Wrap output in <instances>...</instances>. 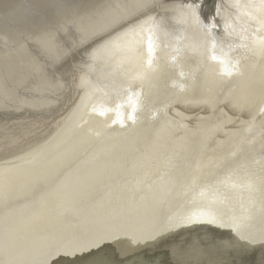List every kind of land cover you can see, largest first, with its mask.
<instances>
[{
	"label": "rangeland",
	"instance_id": "obj_1",
	"mask_svg": "<svg viewBox=\"0 0 264 264\" xmlns=\"http://www.w3.org/2000/svg\"><path fill=\"white\" fill-rule=\"evenodd\" d=\"M23 1L21 2V0H18L19 5L17 3V0H2L1 3H0V14H1L0 20L3 19L2 21H3L4 24H2V22H0V23L2 25H5V26H2L1 24L0 25L3 27V29L5 30V32L6 31H10V32H8V34H6L7 32L6 33L5 32H2L1 29H0V33L2 32V33H5V35H8L9 36V37L8 36H5V38H4V37H1V35L4 36V34L1 33V35H0V38H2L1 40H5L3 42H1V40H0V44L3 45V46L0 45V67L2 68V70L0 68V72L3 73L4 71L8 70L11 65L12 66H11L10 69L12 71H15L16 72L17 69H18L17 68L18 66H20L22 64H23V66H25V65L28 66L27 65V62L29 61L28 64H30V60L31 59L34 60V62H33L34 64L40 63V64H43V65L46 64V66H45L44 70L40 71L39 73L34 74V77H33L34 79L32 80L33 83H30V84H25L23 86H20L18 84V82H17L16 79H11L10 77L8 78V76L6 77L5 74H4V77L5 78L2 79L4 85L6 87L7 86L10 87V88H7V89H13L14 90V94L6 100V108L4 110H1L0 111V168L1 169H7L4 172V175L0 177V209H1L0 212L8 204L12 203V201H14L16 199V198H14V199L7 198L6 196H8V193L9 192H11V191L15 192V190L17 188H22L23 192H25L29 188L33 187V184L35 182H37V184L41 183V184H39V186H41L45 181H48V180H45L44 181V179H46L47 176L48 177L51 176V175H48L47 173H49V172L51 173V172L57 171L58 170L57 168L63 167V166H60L61 164L62 165H65V161H68V160H71L72 159V158H68L67 160L62 161L60 159L61 158L60 155H62L66 149H68L69 151H72V152L77 151V149L79 147L83 146V145L79 146L77 143L80 142V141H82L83 139L85 141L88 139V141L90 140V142H88L86 144V146H85V149L86 150L83 148V150L80 151V153L82 152L81 154L83 156H81V154H80L79 157L82 160L79 159V157H78V159L75 160V163L76 164L81 161V164L79 165L80 168H83L84 167L83 170L80 169V170H82V173H81V171H79L80 172V174H79L78 170L76 171L77 174H78L76 179L78 181H80L79 179H81L80 182H83L85 180V183H88L89 184L90 181H87V180L92 179L93 181H95L98 177H102L103 178L102 179L103 182L101 183L102 187H101V185H98V187L96 188V189L99 190L98 195H96L94 192H91V190L92 191H95V189H94L95 187L94 186H92L91 189H89L90 186H91V184H89V185L87 184L88 186L87 185L85 186L86 188H88V189L85 190V193H84V187H83V189L81 188L83 190V191L81 190L83 192L82 194H81V191H80V195L81 196L78 193V197L79 196L81 198L83 197L82 200H84V201L80 200L79 202H74L73 204H79V203L83 202L82 204H80V206H82L84 208L85 207H88L87 205H90L91 206V203H92V205H94L93 202L96 205V206L95 205L92 206L93 208H91V209L93 211L92 210L91 211L89 210V211L85 212L84 215L79 214L80 212L78 213V212H75L74 210H72V209H75L73 206H72L73 208L71 206L67 208V206L69 205L67 203V201L69 199H71L70 198L71 195H72V197H74L75 196V193L79 191V190H76L75 189L76 188L75 186L77 185V183L73 187L72 186L70 187V191L67 189L69 192H68V194H66V196L63 197V199H62L63 201L62 200L61 201H55L56 203L55 202L53 203L54 199H53V201L51 200L52 202L50 201V204L53 203L56 206L55 207L56 208L55 213H53L54 211L53 212L52 211L51 212H49V211L47 212L46 211L47 209L50 208V206L52 208V205H50V206L48 205L47 208H45V206L47 205V204H45V202L47 200L46 199L47 198L46 196H42V197L38 198L39 201L38 200H35L34 201L35 203L36 202H39L38 205H35L37 207L36 208L37 211L31 209V211H33V212H29L30 215H29V213L28 214H24L23 216L21 214H19V217H18V215H17L18 218L16 217L18 219V221H17V219L15 221L16 226L19 223L20 224L22 223L21 225L24 224V226L25 225H28L30 223L31 225L29 224L28 226H25V227H28L30 230H28V228L25 230L24 226L23 227L22 226L20 227V224H19L18 226L21 229L23 228L22 229L23 231L20 228H18V226H17L16 228H14V230L19 229V231L18 230H16L17 232L16 231H13L16 234L13 233V237L12 236L10 237L11 239L10 238L9 239L7 238V240H8V243L7 244H10L11 245L12 243H14L13 244L14 245L13 247L16 248L15 251H16V254L18 253L17 254L18 257L16 256L15 251H14V248H13L12 252L14 254L11 252L12 254L9 255L10 257L8 256L6 258L5 252L9 248H6L5 249V245H3L4 248H1L0 249V254H1L0 257L2 256L1 258H3V259L0 258V264H3V263L4 264H20L21 261H23V262H21L22 264H28V263L29 264L30 263L31 264H36L37 262H38L37 264H40V262H41V264L42 263L43 264H52V263H49V262H52V261H55L56 264H87V263L88 264H95V263L98 264V262L101 261V260H104L103 261L104 264H115V263L116 264H123V263L124 264H135V263L137 264L136 257H140L141 255L144 256V257L145 256H149V254L151 253V251H152V253H151L152 255H150V257L151 256L152 257L150 258L151 261H149L150 263H148V264H156V263H158V260H160V258H161V252L158 249L160 247L156 246L157 244L154 246V244L152 245V244H149L148 242H150L151 240L157 239L158 233L161 232L165 228L170 229L169 231H171V230H174L175 231L176 229H178L180 227L179 224L182 223L181 220L189 212L193 213L192 214L193 215V218L190 217L193 220L191 221V223H189L188 229L190 230V232L195 231V228H191V227H194L195 225L197 226L196 219H198V218H194V217H195V215L196 216L197 215H201V212H200V210L196 209V207L194 206L193 200H191L192 197H190V196H195L197 193L203 192V190L208 189L209 187L210 188H216V187L218 188L220 186H223L224 187L223 188L224 190H227V191L229 190V192H225L224 191V194H226V193L228 194L229 193L230 195H232V194L233 195H236V197H238V199L237 200H234L233 203L228 204L229 206H228L227 209H221L220 207H219V209H215V210L209 209V208L203 209V210H205L206 213H209L210 215H213L214 218H212V222L216 226L213 225V224H211L210 226L217 227V231H214V234H212L210 232L209 225H206L205 228H202L200 230V232L197 231V233H198L197 234V238H195L192 241V243L195 242L196 244H198V249H197V251H194V252L190 248V247H194V246H188V247L185 246L186 244H184V243H185L186 240H184L182 237L177 238V240L173 238L174 241H175V244L177 245L178 252H179V249H181V247L184 246V254L188 251L189 253H191L195 257L189 258L188 256H185L184 258H179V257H176L177 255L175 256L174 254H170L169 253V261L170 262L172 261L173 262L172 264H182V262H183V264H188V263H191V262H192L191 264H195L196 263L195 262L196 260H198V261L204 260L203 261L204 263L201 261L200 264H207L208 261H209L208 264H210V263H214V264H217V263H219V264H264V244H263V247L260 248L261 251L259 250L256 254H254L255 255L254 256L253 254L248 253L246 245H244V246L241 245L238 242V240H237V239L240 238V234H239L240 233V229H241L240 227H235V229H233L231 232L228 233L229 235L226 233V231L229 229L228 228L229 227V218L227 217V215L229 217H232V216H234L236 214H239V215L242 216V218H248V217L251 216V214L254 211H257V213L260 214L257 217V220H256L258 225L254 224L253 222L252 223L249 222V224L247 225V227L244 228L245 231L248 230L247 231V234L245 235V242L246 243H249L252 240H254L255 235H256V232L257 233L264 234V228L257 227V226H260V224H263L264 223V217H263L264 216V202L263 203H260V201H259V198L262 195L261 192L260 191H257V190L254 191V189H258V190L264 191V178H263L264 177V165H263L264 164V162H263L264 161V120H263L264 119V102L261 100L264 97V95H263V92H264V90H263L264 84H263V86H262V88H261V90H260L259 93H256V94H253L252 95V97L257 96L259 99L252 106L248 104V106L250 108H245V109L239 110L237 107H235L233 105V103H232L233 100L231 98V90H229V88H231V87L224 88V90H227V91L229 90V92L228 93L222 92L224 94L222 95V97L220 98V100L218 99L217 101H214V102H218V103H215V106L214 107L212 106L213 104L210 103L211 100L210 101L207 100L208 101L207 103H202L200 105L199 104L193 105V103H189V102H193V99L190 98V96H192L193 93L192 92H188V90L185 91V89L187 88L188 85L186 86V84L184 83L186 81L184 78H183L184 80L183 79L182 80L180 79V81L177 82V85L182 84L181 87H180V85H179V87L180 88H183L182 92H184L183 94H181L179 96H175L174 94L169 93V92H168L169 95L168 94L167 95H164V94L167 93L165 91L166 90L165 88L167 86L169 87V86L173 85V82H172L173 80H171V78L165 79V75L160 78V82L158 81L157 83H155L156 86H154L152 89H150L148 87L147 89H144L143 90V88L141 87V85H137L134 88L132 87L133 89L131 90L130 89L131 86H129L128 84L127 85L129 87L126 84H124V86L122 85V87H121V84H119V83L118 84H115V83H117V81H114V82L113 81H108L109 80L108 78H110L111 76H113V77H111L110 80L112 78H115V77H116V79L121 78V75L124 74V72H125L123 70V69H125L124 67H120V68L117 67L116 72H114L115 67L114 68L113 67H110V69L112 68V70H113L112 71L113 75H112V73H109V71H108L109 68H107V67L110 66V65H107V64L108 63L111 64L110 62L113 61V59H115L116 56L114 54H113L114 56L111 55V57L113 59L111 57H108V58H100V56H101L100 54H102V50L101 49L104 48V47H100V44H101V46H104L105 45L104 44L105 43L104 41L107 42V40H109V38H112V37H114V35L116 36L119 33L125 31L126 29H128L127 28L128 26L129 27L130 26L132 27L134 25H137L140 22L138 20H141L142 22H144V20L146 18H147L146 20L150 19V17H151V19H153V18L156 19L157 17H160L163 14L166 15L167 18H169V20H170L169 21V26L172 25V28H173V31H174V32L172 31L173 33L170 34V36L166 37V39H165L166 41H165L164 46H169L168 50L172 53L171 56H174L175 54H177L179 52V49L181 48V46H183V43L185 42V37H184L185 35H184V32H183V25H182L181 20L178 18V16L180 17V14L179 13L185 11L186 9H188L190 7H194L195 10L197 11L198 15L201 16V17L198 16L199 17L198 19H199L200 24H202L203 27H206V30L207 31L208 30L210 31V32L208 31L209 34H211L209 43H210V47H211L210 48V54H212V55H210V57L211 56H214V57H211V58L214 59L216 61V63H220L218 65L219 68H220V71L221 72H224V74H226V75H229V74L231 75L235 71H240V72H242V75L245 76L246 75V74H244L245 71L242 70V65L240 63L241 53L244 52L242 49L245 50V48H247V46L249 48V45H247V43H245V40H246V38H250V35L251 34H254L253 36L255 37L256 35H258V32L262 36L264 34V28H262L263 29L262 30V29H260L261 27L259 25L247 24L248 26H246V28L248 27V29H250V30L247 29V31L245 33V30H246L245 25L242 26L241 24H238L237 27L239 25L241 27L240 28L239 27L236 28L237 30L235 28L234 29H228V28H226L225 30H223L224 29V26L221 23L222 20H220V18L223 15H222L221 12H218V11L222 10L226 5H229V6L232 5V7L235 6L234 7L235 9L239 8L240 7V4H239V1L238 0H234V2L232 0V2L234 4L229 3V1L231 2V0H226V1L225 0H222V1L221 0H202V1L201 0H157V1L156 0H154V1L151 0L150 2L151 3L154 2L155 4L153 3L152 6H151V4H149L147 7H144L143 8L144 10L143 9L142 10H139L140 12L138 11V12L132 14L131 16H129L128 18H126L125 20H128V21L125 23L124 26H122L123 24L121 23V25L120 24L119 25H116V26H114L113 28H111L107 32H103V33H99V34H93V36L89 39V41L91 42V45H93V46H91L90 45V42L85 44V42H88V40H82L81 39V38H83L82 36H80L81 31H79V29L77 28V25L76 24L74 26L73 25L74 23L73 24H72V22L69 23L68 21H69V18L70 17L69 18H67V17L70 16V14L72 16V11L73 10L75 11V9H77V15L78 14L80 15L79 17H81V18H79V19H80V21H82V22H80L81 28L84 31L85 30L86 31L87 30L88 31H91L94 27H98V25H99L98 24V18H96V17H98L102 13L107 12L108 10H110V8H112L114 6L115 7L116 6L117 7H119V6H125L129 2L128 0H126V1L125 0H97V2H101L102 4L93 2L94 0L93 1H91V0H75L76 1V4L75 5H77L76 7L74 6V3H75L74 0H72V1L70 0L73 3H71L69 1L68 2L69 5H66L67 0H60V1L59 0H56V2L59 3L60 6H62V7H60L59 5L56 6L55 4H57V3L54 4L55 1L52 2L53 0H51V1L48 0L49 2H51L53 4L49 3L47 0H44L45 2L43 0H41V1L40 0H36V1L35 0H30V2H29V0H28V3H27V0L24 3H23ZM31 1H33V2H31ZM46 1L50 4V5L48 4L49 6L52 7V5H53L52 9H53L54 12L50 9L51 7L48 8L49 6L47 5ZM82 1H83V3H82ZM235 1H237L236 4H235ZM6 2H7V4L10 3V2L11 3L13 2L12 3L13 5L11 3L9 5H7ZM35 2H37V3H35ZM40 2H44L46 5L44 3L39 4ZM60 2H64L65 3L64 6L66 5L69 8L71 7L70 9L68 8L69 10L66 8L69 13L65 9L66 6L64 7L62 5L63 3H60ZM105 2H107V3H105ZM109 2H110V4H109ZM223 2H225L226 5L223 4ZM227 2H228V4H227ZM14 3L18 7L21 6L22 3H23V5L21 7H19V8H17L14 5ZM26 3H27V5H26ZM31 3H34V5H32ZM35 4H39L40 5V8L42 10L44 9L43 12L37 11L36 9H38V6L39 5L37 6ZM87 4H88V6H87ZM244 4L246 5V2H244ZM43 5L45 6V8L43 7ZM30 6L33 7V8H30ZM34 6H35L36 9L34 8ZM96 6L97 7L99 6V8H97ZM101 6H102V8H101ZM155 6H156V8L157 7L158 8L156 9ZM22 7L24 9L26 7V10L28 11V14L29 15L32 14L31 17L34 18V20H35V16L37 15V12H38V14H40V15H37L36 17L39 18V19H37V21L35 20V22H34L33 19H30L31 17H29V15L27 14V12H25V15H24V13L22 11L23 10ZM58 7H59V10H61V12H62V10L64 11V12H62L63 15L60 14L61 12H59V10H58V13L55 12V11H57ZM80 7H82L83 9H81ZM91 7H92V9H91ZM152 7H154V8H152ZM172 7H174V8H172ZM13 8H15L14 9V12H16V13L12 12L13 16L18 14V17H15L14 16V18L13 17L11 18L12 14L10 12L13 11ZM20 8L22 10H20ZM29 8L32 9L31 10L32 13H31V11H30ZM40 8L38 10H41ZM54 8H56V9L54 10ZM95 8H96V10H95ZM149 8H151V10ZM160 8H163V9H160ZM33 9H34V12H33ZM48 9L51 10V12ZM152 9H153V11H152ZM7 10H11V11L10 12H7ZM15 10H17V11H15ZM85 10H86V12L88 14L85 12ZM18 11H20V12L18 13ZM44 11L47 12L48 15H50L51 13H53V15H54L56 13L55 14L56 16L54 15L55 17H57V14H59V15H58L57 18H55L54 16H53V18H50V17H52L51 15L48 16L49 18H47V17H44L45 15H47V14H45ZM4 12L5 13H8V14H4ZM35 12H36V14H35ZM97 12H99V13L97 14ZM145 12H147V13H145ZM20 13H22L21 14L22 16L19 15ZM84 13H86V14H84ZM65 14H66V16H65ZM176 14H178V15H176ZM7 15H8V17L10 16V18L13 19V20H11L10 18H8ZM23 15H24V17H23ZM26 15H28V16L25 17ZM216 15H217V17H216ZM19 16H21V19H19V21L23 20L24 18H27L26 20H24L25 23H23L22 21L20 23H18V18H20ZM41 16H43V17H41ZM60 16H63V18L61 17V19H60ZM85 17H87V19ZM137 17H139V19ZM143 17H146V18H143ZM4 18H5V20H4ZM15 18H16V20H15ZM42 18L43 19H47V20H43V23L44 24L41 23V26H43V27H45L47 29H44L43 27L41 29L39 27L40 26L39 21H40V19L42 20ZM6 19H8V20L10 19V21H7ZM50 19H54V20H52L54 22H52ZM58 19H60V20H58ZM174 19H175V21L177 20L178 22L176 23L174 21ZM27 20H32V21L30 22V21H27ZM83 20H85V21L83 22ZM93 20H94V22H93ZM11 21L12 22L14 21L15 24L12 23ZM16 22H17V26H16ZM33 22L36 23L35 25H37V26H34ZM50 22H51V26H50ZM57 22H60V23L57 24ZM5 23L6 24H10V27H8L9 25H6ZM29 23H31V24H29ZM37 23L39 24V26H38ZM123 23H124V21H123ZM255 23L256 22H254V24ZM19 24H20V26H19ZM22 24L24 26H25V24L26 25L28 24L27 26L24 27L25 31H23L24 29H23ZM53 24H54V26H53ZM63 24H66V25L63 26ZM11 25H13V26H11ZM29 25H30L31 28L29 27ZM181 25H182V27H180ZM1 26H0V28H2ZM18 26L20 28H22L23 30L20 29ZM66 26H67V28H65ZM69 26H72L73 27L72 29L75 32H77V33H75L73 30L70 31L71 30V27H69ZM177 26H179V27H177ZM210 26H212V27H210ZM249 26H251V27H249ZM258 26L260 28L255 29ZM11 27L14 30H11ZM253 27H255V28L253 29ZM6 28H8V29H6ZM9 28H10V30H9ZM15 28H17V31H16ZM32 28H33V32H31L32 31L31 30ZM48 28H49V30H48ZM241 28H243L244 31L243 30H240ZM251 28L253 29V33L251 31ZM19 30L22 33L19 32ZM39 30H41V31L39 32ZM42 30H43V32H42ZM45 30H46V32H45ZM112 30H113V32H111ZM120 30H121V32H119ZM226 30H228L227 31L228 33L226 32V34L229 37H227V35L225 34V31ZM15 31L17 32V35H16ZM222 31H224V33ZM229 31L230 32L231 31L232 32L233 31L234 32L237 31V33H238L237 35L238 36L236 34L230 33ZM241 31H242V34H240ZM108 32H110V33L108 34ZM255 32H257V33H255ZM70 34H71V36H70ZM76 34H79V36L76 35ZM101 34H102V36H101ZM223 34H224V36H223ZM239 34L241 36H239ZM243 34L244 35L249 34V35L244 36ZM260 34L258 36H260ZM22 35H23V37H22ZM64 35H65V37H64ZM72 35H73L74 38H75V35H76V38H75V40L71 39L69 41V39L72 38ZM217 35H219L221 37V39L223 38L221 42H219V40H221V39ZM242 36H243V38H241ZM78 37H81L80 40H82L81 42H83V43H81L80 40H78L79 39ZM97 37H100V41L96 39ZM101 37H102L103 40L101 39ZM224 37H225V39H224ZM237 37H238V39H237ZM244 37H245V40H244ZM251 37H252V35H251ZM64 38L65 39L67 38L68 40L66 39L67 41L66 40L64 41ZM217 38H219V39H217ZM239 38H241V40ZM7 39L11 40V42H9V40H7ZM226 39L227 40L233 39L237 43L232 42L233 40L232 41L231 40L230 41H227ZM34 40H35L36 43L33 42ZM243 40H244V42H243ZM92 41H94V42H92ZM102 41H103V43H101ZM37 42H39V44L41 45V47L38 46L39 44H37ZM68 42H70L71 45L74 44L75 47L74 46H71V45L69 46V43ZM211 42H213V43H211ZM227 42L228 43L231 42L233 44V46H235L237 44L235 46V48H234L235 50L231 51L233 49L232 48L233 46H232L231 43H230L229 46H227ZM31 43H33L35 45L37 44V46H35V45L33 46V44H31ZM65 43H67V45H65ZM78 43H80L81 45L78 44ZM221 43H224V44L221 45ZM238 43L241 44V45L239 46ZM82 44H83V46H82ZM95 44H96V46H95ZM156 44L157 43H155V45ZM10 45L13 47V49H12V47ZM57 46H59V47H57ZM68 46H69V48L71 47L73 49V47H74L75 49H73V51H70V49L66 48ZM147 46H149V45L147 44ZM38 47H40V49L42 48L41 49L42 51L40 49H38ZM83 47H84V49H83ZM87 47H90V49H91L90 52L93 55L88 52L90 49L89 48L87 49ZM94 47H97V48H94ZM213 47H214L215 50L213 49ZM228 47H230V48H228ZM243 47H245V48H243ZM6 48H8V50ZM22 48L23 49L27 48L26 49L27 51L25 50V54H26V52L28 54V51L29 52H31L32 50L33 51H32V53H30L31 55L28 54L29 56L27 57V55H24V50ZM77 48L80 51H78ZM148 48L146 47V51L148 52V55H147L148 57L146 56V59H148V61L147 60L143 61V64H145V65L148 64L149 67L151 68L152 62L150 60H152V58H151V55H149L150 54L149 53L150 50ZM236 48H238L240 51L238 49H236ZM37 49L40 50V52H44L45 54H42V53L38 52ZM93 49L95 50V52L93 51ZM96 49H98V51ZM227 49H228V51H227ZM254 49H256V48H254ZM17 50H18V52H17ZM19 50L21 52H19ZM225 50H226V52H225ZM261 50H263L262 51L263 53L261 52ZM96 51H97V53H96ZM234 51H236V52H234ZM246 51H247V49L245 50V52ZM251 51H253V50H251ZM15 52H16V54L18 53L19 56H18V54L16 55ZM33 52H35L36 54L37 53H39V54L36 55ZM65 52H68L69 54L67 53L68 54L67 55ZM86 52H88V53L86 54ZM238 52L239 53L241 52V53L239 54ZM256 52H258L259 54L262 53L260 55L259 59H263L262 62H261V64L264 65V48L263 47L260 48V50L257 49L255 52H250L249 51V54L247 56H249V58L254 57V55L252 53L256 54ZM84 53L86 54V56H83ZM230 53L233 54V55L235 54V56H232ZM258 53H257V55H258ZM9 54H11L13 57L14 56L15 57L13 58ZM13 54H15V55H13ZM20 54L21 55L23 54V57L24 58ZM70 54H71V56H70ZM89 54H91L93 56V58H95L96 60L92 59L91 56H89ZM35 55L37 56V58H35L36 57ZM79 55H81V56H79ZM3 56H5V58ZM10 56L12 57L13 60L10 58ZM47 56H49V57H47ZM59 56H61L62 58H63V56H65V57L62 60V58L61 57L59 58ZM96 56H98V58ZM25 57H27L29 60H27V58L25 59ZM39 57L41 58V60H40ZM81 57L83 58V60H82ZM87 57H89L91 60H94V61L92 62ZM16 58H19V61ZM46 58H47V60L49 58V60L47 61ZM69 58H71V59H69ZM99 58H100V61L97 62V60H99ZM2 59H3V62H2ZM15 59L18 62V64H17V62H15ZM23 59H25V60H23ZM79 59H80V62H79ZM85 59L86 60H90V61H86ZM102 59H104V60L101 61ZM10 60H12L13 62H15L14 64L17 65V66H15L14 64H12L13 62H11ZM81 60H82V62H81ZM77 61L79 62V66L78 67L76 66V64L78 65V62ZM8 62H9V65L10 66L8 65ZM24 62H25V64H24ZM55 62H58L59 64H57V63L55 64ZM74 62H76V63H74ZM96 62H97V66L95 65ZM100 62L101 63L103 62L102 64H104V62L107 63V64H104L102 66V64H100ZM148 62H150V63H148ZM233 62L235 63V65L233 64ZM236 62L239 63V64H237ZM69 63L70 64L73 63V66L70 65ZM87 63L91 66L92 70H91L90 66ZM49 64L51 65V67L49 66ZM61 64L63 65V67L60 66ZM261 64L260 63H257V66H258L257 69L260 66V69H258L259 72H258V70L256 71V66H254V65L251 68H249V70H253V72H254V69H255V72L260 73L261 71H264L263 70L264 68L261 69V66H262ZM69 65H70V67H66V66H69ZM82 65L85 66V67H87V68L83 67ZM94 66H95L94 73L95 72L97 73V71H98V73L97 74L95 73V75L93 73ZM104 66H106V67H104ZM231 66H232V68L234 67L233 68L234 70L238 67V70L232 71L233 69L231 68ZM88 67L90 68V71H89ZM98 67L101 70H98L97 69ZM102 67L105 68L106 71ZM31 68H33V67H29L30 70H31ZM59 68L61 69V71H59L60 70ZM65 68H66V71L65 70L63 71V69H65ZM180 68L181 67H179V69ZM86 69H88V71ZM102 69L104 71H102ZM48 70H49V72H48L49 73V76H48V73H47ZM185 70L186 69H184V68H181V70H179L181 72V75L180 76H182V75L184 76V74H182V72H184ZM43 72L45 73L46 77H48L49 79L51 78L52 81H54V83H51L49 85V84H44L43 82H39V79L41 78ZM62 72H64L66 75L65 76H64V74L61 75ZM80 72H82V73H80ZM99 72H100V75H99ZM102 72H104V74H102ZM180 72H179V74H180ZM209 72H212V71L211 70H208L206 72H203L202 73L203 76H201L199 78H198V76L196 74V71H193V73H192L193 75L195 74L194 76L190 73L192 75V78L195 77V81H199V84H197V86L195 84H193V85H195V94L197 96L199 95L198 97H202V98H206L207 97V99L208 98H214V97H216V95L219 96L220 95L219 93H221V92L217 93V91L218 90L221 91V89L214 88V87H212L209 84V81L211 80V78H210L211 76H209L211 73H209ZM255 72H254V74H255ZM105 73L106 74L108 73V74L105 75ZM114 73H115V75H114ZM262 73H260V74H262ZM84 74L87 75L88 77L85 76ZM104 75L106 77L108 75L109 76L106 79ZM52 76L54 77V79L52 78ZM57 77H59V78L56 81ZM65 77L68 79V81L66 80ZM85 77H87V78H85ZM182 77H178V78H182ZM63 78H65V79L63 80ZM78 78H79V80H78ZM83 78H85V81L86 82L87 81H89V82H87V83L86 82H83L84 81ZM36 79H37V81L35 82ZM99 79H100V81L103 80L104 83H103V81H102V83L101 82H98ZM15 80H16V82H15ZM29 80L30 79H28V81ZM106 80H107V82H105ZM169 80H170V82H169ZM61 81H62V83L60 85L59 83ZM92 81H93V83L90 84V82H92ZM149 81H150V79L147 80V81H145V82L147 84H149ZM193 82H194V79L192 80V83ZM205 82H206V85H204ZM55 83H58L59 84L58 85L59 87L56 86ZM99 83L101 85L102 84L104 85L106 83V85H104V86L102 85L103 86L102 87L101 85L99 86ZM12 84L14 86H16V88ZM37 84H39V85H37ZM64 84H66L67 87H65L66 85H64ZM84 84H86V86H88L90 84L94 88L96 87L95 90L97 91V93L98 92L103 93L104 91L102 90V88H104V87L106 89H109L108 93L107 92L106 93L105 92L103 93V96H104V94H106V97L103 98V96H102V99L105 100L106 102L103 101L102 99H101L102 100V102H101V100H100L101 97H99V101L98 102H100V103L97 102V104L98 105L101 104V105H99V106L97 105V108H95V110H94V108L92 109L91 106H90V108H87V107H89V105L87 106L88 103H86L85 107H83L84 109L81 110V112L78 115L79 118L77 116V118H76L77 121H74V125H75V122L78 123L81 120L82 117L84 118V120H82V121L79 122L80 123V124H78L79 126L76 124L75 126H77V127H75L73 125V128L80 129V128H83L84 127L85 130H86V132L85 131L84 132H85V134H87L88 137L85 136L84 138H81L82 135H80L79 137H73V138L70 137L69 139H67L66 138L67 135H66V137L62 135L65 138L59 137L58 139H56V140L52 141L51 143H49L46 147L40 149V151H38L37 153H35L34 155H32V157H29V160H32V161H35V162H32V163H28L27 164L26 163L27 162V159H25L27 156H24V155L27 152H29V150H31L34 147H36L37 145H41V143L42 144L46 143L49 140V138H52V136L55 134L54 132H57V128L59 129L60 125H62V124H64L66 122V119L67 118H68V120L71 119L72 115L74 114V111H73L74 108L76 107V105L79 104V102H81V98L82 97H80V96L83 95V92L86 90L85 89L86 86ZM114 84H115V86H112ZM155 84H153V85H155ZM63 85H64L65 88L62 87V89H63V91H62L61 86H63ZM69 85H70V87H68ZM41 86H43V88ZM164 86H165V88H164ZM100 87H102V88H100ZM124 87L125 88L127 87L126 88L127 90ZM210 87H211V89H210ZM234 87H235V85H234ZM39 88L41 89V92L40 93H39V91H40ZM53 88H55V89H53ZM59 88L61 89V91H60L61 93L62 92L63 93L65 92L62 97L59 95V94H61L59 92V90H60ZM66 88H67V90H64ZM82 88L85 89V90H83ZM98 88H100L101 91H99L100 89H98ZM158 88L160 89V91L158 90ZM112 89L113 90L116 89V90L113 91ZM121 89L122 90H125L126 93L130 94L129 97H128V94H126V93H125L126 95L124 94L125 96L123 98H122L123 95L121 97H119V95H121L123 93V92H121L122 91ZM33 90L34 91L37 90V91H35L36 93ZM47 90H49V91L47 92ZM153 90H154V92H153ZM210 91H211V95L208 94V93H210ZM239 91L241 93H243V91H241V90H239ZM45 92L47 93V95H46ZM114 92H116V94H114ZM129 92H132V93H129ZM161 92H162V95L163 96H161V94H160ZM196 92L197 93L199 92V93L197 94ZM212 92L213 93L215 92V93L213 94ZM244 92H245L246 97H247L249 95V93H247V91H245V90H244ZM43 93H45V94H43ZM109 93H111V94L109 95ZM42 94H43V96H42ZM53 94H57V95H54V96L58 100L56 98H54ZM113 94H114V99H111V97L113 96ZM131 94L134 96V98H133L134 100L132 99V103L133 104L129 103V101H131V98L133 97V96H131ZM147 94L149 95V98H148L149 101H150L148 103L149 105L147 104V101H146L147 100ZM195 94H194V96H195ZM108 95H109V97H108ZM115 95H117V96H115ZM212 95H214V96H212ZM66 96H67V98H66ZM136 96H137V98H136ZM164 96H167V97L169 96V98L167 100L165 99V101H161L160 99H162ZM50 97H52V98H50ZM58 97H60V98H58ZM93 97H94L93 101H95L96 100L95 99L96 96H93ZM115 97L116 98L118 97V99H116ZM24 98H27L28 101L26 100V102H25V99ZM22 99H23V102H21ZM54 99H56V101ZM64 99H65V101H64ZM42 100H44V101L49 100V102L53 100L52 103H54V101H55V103L57 105L58 104L60 105V103H61L62 108L59 105H58L59 107H57L56 104L51 105L52 107L51 106L44 107L43 106V102L44 101H42ZM61 100H63V101H61ZM110 100H115L116 102L118 101L119 103L120 102L121 103L118 104V102H117V104H115L116 102L114 101V104H113L114 106L113 105H109V104H108V106H106L107 103H109L108 101H110ZM127 100H128V102H127ZM247 100H249V99H247ZM29 101H31V102H29ZM133 101H136V103L133 102ZM145 101H146V104H145ZM183 102H188L191 105H186ZM103 104H105V105H103ZM143 105H144V107L142 109L141 107ZM115 106L116 107L118 106L120 109L118 107H117V109H113V107L116 108ZM128 106H130V107L128 108ZM25 107H27L26 108L27 110L25 109ZM72 108H73V110H72ZM122 108H125L124 109L125 111ZM140 108H141V110H139ZM90 109L92 111H90ZM118 109H119V112H118ZM121 109H122V111H121ZM84 110H86V111H84ZM88 110H89V112H88ZM114 110H115L116 113L114 112ZM126 110H127V112H126ZM47 111H48V113H47ZM72 112H73V114H72ZM125 113H127V114H125ZM43 114H47V115H43ZM69 114H72V115L69 116ZM84 114H85L86 117L84 116ZM86 114H88V115H86ZM103 114H104V117H103ZM202 116H203L204 119H202L200 122H198V120ZM89 117H91V118H89ZM108 117H110V118L108 119ZM155 117L156 118L158 117V118L156 119ZM91 119H92V122H90ZM1 121H3V122H1ZM62 121L63 122L65 121V122L63 123ZM113 123H114V125H113ZM86 124H87V126H85ZM90 126H91L92 129L93 128L94 129L92 130L90 128ZM87 129H90V130H87ZM87 131H88V133H87ZM89 131H90V133H89ZM230 132H231V134H230ZM241 134L243 135V137H242ZM10 136H13V138L12 139H8ZM233 137L236 138V139L235 140H230L231 138L234 139ZM60 138H63V139H61V140H63V143H61L55 149L54 148H50V145L53 144V143H55V142H57V140H60ZM100 138H102V139H100ZM227 138L232 143H230L227 140ZM244 138H245V141L242 142L244 140ZM246 139H247V141H246ZM225 140H227V142L230 144L229 145V148H228L230 151H226L223 154L219 155L218 157H214L212 159V156H214L213 155V152L214 151H212V149L213 150L214 149L216 150L217 149L216 147H218V146L220 147L221 146V143L220 142L221 141L223 142ZM227 142L225 141V143H226V145L228 147V143ZM246 142H247V144H243V143H246ZM142 143L144 145H142ZM145 143H146V145H145ZM180 144H181V146H182L183 149H187L188 148L187 150H184L183 151V153L186 151L185 152L186 155H184L183 153L181 154L180 153L181 151H178L177 152V149L176 148L179 147ZM250 144H251V146H250ZM169 145H171L172 148H169L168 147ZM241 145H243V146L247 145V146H245L246 148L243 149V152L238 155V154H236L238 152L234 149V147L237 148V147H240ZM231 146H233L232 148L236 152H234L233 150H231ZM145 147L148 149V154L150 152L151 155L150 154L149 155L147 154V152H146L147 149ZM110 148H112V149L110 150ZM105 149H106V151H105ZM143 149H146V151H144ZM152 149H154L155 151H157V150L160 149V151H157L156 153H153V152H151ZM193 149H195V150H193ZM154 150H152V151H154ZM166 150H167V152H166ZM173 150L175 152H177L179 154V156ZM83 151L85 153H83ZM142 151H144V152H142ZM169 151L171 152V154H170ZM195 151H197V152H195ZM97 152L99 154H101V155H99V157L96 156V155H98V154H96ZM107 152H109V153L107 154ZM192 152L195 153L194 156L191 155V154H193ZM233 152H234V154H232ZM137 153H138V156H137ZM228 153H230V154H228ZM88 154L89 155H91V154L93 155L94 154V155L90 159H86V158H89L90 157ZM102 154L103 155L106 154V155L103 156ZM187 154H190V155H187ZM210 154H212V155H210ZM231 154L234 157L235 156H237V157L233 158V156ZM108 155H110L111 157L108 156ZM229 155H231V156H229ZM185 156H186V158H185ZM191 156L194 157V158H192ZM195 156H197V157H195ZM95 157H97V158H95ZM128 157L131 158V160H129ZM134 157L136 158V160H135ZM143 157H146V158L148 157V158L146 159V158H143ZM220 157L227 159V162L228 161L229 162L231 161V162L230 163L228 162L229 164L227 166V164H226L227 162L225 163V159H223L224 160L223 161V160H221ZM240 157H243V158H240ZM246 157L248 158L247 161H246ZM100 158H103V161ZM104 158L106 159V161L104 160ZM107 158H108V160H107ZM138 158L139 159L142 158V161H139ZM92 159L94 161L95 160H97V161H95V162L94 161H91ZM219 159L224 164L222 162H220ZM228 159H230V160H228ZM23 160H25V161H23ZM78 160H79V162H76ZM238 160H240V161L241 160H244L247 163L244 162V161H242V162L245 163V164L244 163L242 164V162L240 163V161H238ZM85 161H86V163H88V162L91 161L90 162V165H87V167L89 166L86 169L87 171L85 170V168H86ZM125 161H128V163L129 164H132V165H130L128 167L129 164L127 162H125ZM131 161H133L134 164ZM195 161H197V163H196L197 165L195 164ZM213 161H214V163H213ZM234 161L236 162V164H235ZM99 162L100 163L102 162V163L100 164ZM140 162H142V163H140ZM211 162L213 163V165L210 164ZM94 163L96 164V166H95ZM135 163H136V165H135ZM215 163H217L218 165L217 164L215 165ZM119 164H120L121 167L118 166ZM181 164L183 166L184 165L185 166L187 165V168L189 167V164L190 165H193V166L195 164V168L193 166L192 167L190 166L189 168H192V169L185 173L184 172V169L180 168ZM238 164L239 165L242 164V165H240L237 168V165ZM106 165L108 166V168L106 167ZM262 165H263V167H262ZM69 166L72 167V165H70V164H69ZM131 166H132V168H131ZM197 166H199V167H197ZM221 166L224 167V168H222ZM242 166H243V168H240ZM70 167H67V168H69V170H72L73 171V169H71ZM125 167H126V169H124ZM209 167H210V169H209ZM212 167H213V169H211ZM72 168H75V166H73ZM92 168H93V170H92L93 174L92 173L89 174V172L91 171ZM220 168L226 169V170H224V172H223V170H221ZM176 169H178V170H176ZM214 169H215V171H214ZM230 169H231V171H230ZM233 169H235V170H233ZM69 170H66L65 172H62L60 175H58V177H54L53 176L55 179H54V182H52L49 185V189L52 190L55 187L58 188V189H62L64 187V184L68 180V175H69V178L70 179L73 177L71 175V174H73L72 171H69ZM179 170H181V171L183 170L182 171L183 174H181L182 172L179 171ZM216 170H218L217 172H220V173L222 171V173L221 174L220 173H217ZM237 170L240 171V172H238ZM242 170H245V172L242 171ZM83 171H86L85 172L86 174ZM111 171H112V174H111ZM134 171H136V174L134 173ZM178 171H179V173H178ZM227 171H228V173L229 172L230 173L228 174ZM99 172H101V173H99ZM107 172H110V173L107 174ZM156 172H157V174H156ZM234 172L236 174H234ZM254 172H256V173H254ZM75 173H74V177H75ZM145 173H147V175ZM212 173H214V174L212 175ZM216 173H217V175L219 174L218 177H217V175H215ZM127 174H130V176H131V179L128 178L130 181L128 179L125 180V181H123L124 175H127ZM131 174H134V176H132ZM230 174L233 177H231ZM81 175H83V176H81ZM223 175H224V177H223ZM244 175H245V177H244ZM70 176H72V177H70ZM113 176H114V178H113L114 181L112 183H110L111 182L110 179ZM117 176H118V178H117ZM207 176H209V177L211 176L212 179L208 177V179H209L208 180L207 179ZM213 176L215 177V180H214ZM219 176H220V178H219ZM61 177L65 178V179H63ZM119 177L122 178V179L119 180ZM230 177H231V179H230ZM218 178H219V181L217 180ZM49 179H53V178H49ZM113 179H111V180H113ZM223 179H225V180H223ZM57 180H59L61 182V184L63 186L60 184L59 181H58V185L59 186L61 185L62 187L60 186V188H59V186L56 184ZM117 180H118V182H117ZM221 180H223V182ZM80 182H78V184ZM107 182H109L110 184L107 183ZM219 182H221V183H219ZM106 183L108 185H105ZM54 184H56L57 186H55ZM52 185H53V187H52ZM110 185H111V187H109ZM116 186H118V187H116ZM119 187H121V188H119ZM56 188H55V190H56ZM100 188H103V189L100 190ZM112 189H113V191H112ZM120 189H122V190H120ZM176 189H178V190H176ZM110 190H111V192H110ZM71 192L74 194V196H73V194ZM87 192H89L90 195L89 194H86ZM128 192H130V193H128ZM92 193H93V195H92ZM118 193H121V194H118ZM84 194H86L88 197L86 195H84ZM110 194L113 195V196H111ZM67 195L68 196L70 195L69 199H67L68 198ZM82 195H84L86 199L88 198V201L91 199L90 202L92 200H93V202H91V203L90 202H85L86 199ZM158 195H160V196H158ZM76 196H77V193H76ZM89 196H93L92 197L93 199L91 197H89ZM156 196H157V198H156ZM95 197H97V198H95ZM134 197H137L136 200H132ZM159 197L161 199H163V197H164V199H163L164 202L167 203V201H168L169 203H167V204L169 206L166 205V203H164L163 200H161ZM166 197L167 198L169 197V198L167 200H165ZM138 198H140V200ZM42 199H44L45 201H43ZM189 200H191V202ZM174 201H176V204L173 203ZM184 201H186V202H184ZM40 202H42V203H40ZM47 202H48V200H47ZM62 203L63 204L66 203L67 204V205L64 204V206H66L65 208H63L64 206H60V205H62ZM153 203L154 204L156 203V204L159 205V209H160L159 210V213H158V211H156V212H153L152 211V206L154 205ZM41 204H42V207L43 208L41 207ZM149 204H150V206H149ZM243 204H244V206H243ZM132 205H133V207H132ZM111 206H112V208H111ZM136 206L137 207L139 206V207L137 208ZM57 208H59V209H57ZM125 208L127 210H124ZM175 208H177V209H175ZM42 209L43 210L45 209V210L43 211ZM57 210L59 211L60 214L57 213ZM115 210H117V211H115ZM164 210H165V212H164L165 215L162 213ZM219 210H220V212H218ZM12 211H13V209H12ZM194 211H195V213H194ZM112 212H113V214L114 213L115 214L113 215ZM123 212H124V214H123ZM11 213L13 214V212H11ZM32 213H34L32 215L33 218L31 217V214ZM50 213H51V215H50ZM118 213H119V215H118ZM12 214L9 216V218L10 217L12 218ZM36 214H39L41 216L37 215L38 216L37 217ZM44 214H45L46 218H45V216H43ZM96 214H98V215H96ZM25 215L27 217H25ZM72 215L73 216L76 215L74 217L75 218L77 217V218L76 219L75 218L73 219V216ZM95 215H96L97 218L95 217ZM103 215H105L106 217L103 216ZM20 216H21V218H20ZM57 216H58V218H57ZM78 216H79V218H78ZM92 216L94 217L93 219L91 218ZM161 216H163L164 218L161 217ZM167 216H169V218ZM49 217H50L49 220H52V221H49L48 220ZM63 217L66 218V219L63 220ZM68 217H70V218L72 217V218L70 219ZM30 218H32V219H30ZM55 218L57 219V221L55 220ZM224 218L226 220L225 221H222ZM34 219L35 220L37 219V220L35 221ZM43 219H45V221ZM68 219H70V220H68ZM110 219H111V221L113 223L110 222ZM24 220L27 222V224H26V222ZM59 220H62V222L64 221L65 223L63 222L64 223L63 224L61 221L59 222ZM21 221H23V222H21ZM34 221H35V223H33ZM55 221H56V223H55ZM120 221H121V223H120ZM47 222H50V225ZM51 222H53V225L54 226H52ZM57 222H59V223H57ZM77 222H78V226L80 228L76 225ZM72 223L74 224V226L76 225L77 228L74 227V226H72ZM114 223H115V226H114ZM33 224L34 225L36 224V225L33 226ZM59 224H61L62 226H60ZM59 226L61 228H58ZM63 226H67V227L65 228ZM70 226L73 227V228H71ZM56 227H57V229H56ZM115 227H117V228H115ZM256 228H258V230H256L255 233H253L252 230L253 229H256ZM54 229H56L57 231H59L58 232L59 235H58V233H57L56 230H55L56 232L54 231ZM61 229H62V232L64 231V234L61 233ZM63 229H65V230H63ZM102 229L104 231H102ZM121 229H123V231L120 233ZM31 230H33V231H31ZM28 231H30V232H28ZM65 232L67 234H65ZM102 232H103V234H101V236H99L98 233L100 234ZM104 232H106V233H104ZM140 232H141V234H140ZM149 232H151V233H149ZM25 233L26 234L28 233L29 235L28 234L26 235ZM145 233H148V235L146 234V236H144ZM111 234H113V235H111ZM119 234H120V236H119ZM125 234H128V235H125ZM132 234H135V235H132ZM139 234L142 236V238H141V236H138ZM16 235L17 236L20 235V237H17ZM15 236H16L17 241H16V239H14L15 241H13V238H15ZM30 236H33V237H30ZM63 236H65V237H63ZM91 236H93V237H91ZM114 236L116 237V239H115ZM135 236H136V239H134ZM22 237L24 238V240H22L23 239ZM57 237H58L57 243L59 242V244H56V241H55V240H57ZM130 237H132V238H130ZM19 238H21V239H19ZM50 238H52V240H50ZM109 238L110 239L112 238V239L110 240ZM25 239H29V240H25ZM32 239H33V241H32ZM82 239H85V240H83L84 242L81 241ZM91 239L92 240L94 239V241H91ZM5 240L3 239L2 241H5ZM147 240H149V241H147ZM0 241H1V238H0ZM26 241H28V243ZM29 241H32V242L30 244L31 246H27L28 247V249H27L25 247H26V244L29 245V243H30ZM77 241L79 242V244H78ZM85 241L87 242V244L89 246V250H87L88 249V246L85 244L86 243ZM15 242H16V244H15ZM22 242L23 243L25 242L26 244L24 243L25 244L24 245V244H22ZM73 242H76V244L74 243V245H73ZM81 242H83L84 244L81 243ZM101 242H103V243H101ZM3 243L4 242H2V244ZM147 243L149 244V246L146 247V248H143V246L144 247L147 246L146 245ZM103 244H104L105 247L102 246ZM106 244H107V246H106ZM15 245H18L17 246L18 247V250H17V247H15ZM21 245H23V247L25 249ZM49 245L51 247H53V246L56 247L57 245H59L60 247H57V248L53 247V248H51ZM85 245L87 247H85ZM131 245H133V246H131ZM238 245H241V246H238ZM45 246H46V248L42 249ZM48 246H49V250L50 249L51 250L53 249V250L52 251L51 250L50 251H47L48 250ZM76 246H77V249H76ZM90 246H91V248H90ZM95 246H97V248ZM21 247H22V249H21ZM40 247H41L42 250L40 249ZM122 247H124V248H122ZM236 247H237V249H236ZM30 248L31 249H35V250H31ZM36 248H37V250H36ZM82 248H84V249H82ZM69 249L72 252H69ZM104 249H105V251H104ZM144 249H145V251H144ZM231 249H233L235 251H233ZM22 250L25 251V252H22ZM45 250H46V252H45L46 254L49 252V254H47V255L50 258L47 257L46 254L42 255L43 253L39 252V251H45ZM137 250H138V252H137ZM147 250H148V252H147ZM35 251H37V252H35ZM75 251L78 254H75L76 253ZM134 251H136V252H134ZM195 252H197V253H195ZM140 253H142V254H140ZM198 253L201 254V255H198ZM3 254H4V256H3ZM54 254H56V255H54ZM157 254H158V259L157 258L154 259V256L155 255L157 256ZM14 255H15V257H13ZM250 255H252V257ZM11 256L13 257L14 260L15 259L16 260L13 261L12 258H11ZM10 258H11V260H10ZM39 258H40L41 261L39 260ZM26 259H28V260L26 261ZM42 259L43 260L46 259V261H43ZM1 260H2L3 263L1 262ZM178 261L181 262V263H178ZM211 261H213V262H211ZM175 262H177V263H175ZM196 264H199V263H196Z\"/></svg>",
	"mask_w": 264,
	"mask_h": 264
},
{
	"label": "bare ground",
	"instance_id": "obj_2",
	"mask_svg": "<svg viewBox=\"0 0 264 264\" xmlns=\"http://www.w3.org/2000/svg\"><path fill=\"white\" fill-rule=\"evenodd\" d=\"M1 1L2 0H0V3H1ZM23 0H21V2H22ZM26 0H24L23 1V3L25 2ZM36 1V0H35ZM41 1V0H40ZM44 1V0H43ZM48 1V0H47ZM46 1V3H47V5L49 4V3H51V2H49V1H51V0H49L48 2ZM55 1V2H54ZM60 1V0H59ZM70 0H67V3H66V5H69L68 4V2H69ZM72 1V0H71ZM70 1V2H71ZM75 1V0H74ZM91 1H93V0H91ZM126 1V0H125ZM129 2L125 5V6H119V7H112V8H110V10H108L107 12H105V13H102V14H100L98 17H96V18H98V27H94L91 31H84L82 28H81V25H80V22H82V21H80V19L79 18H81V17H79L80 15L78 14L77 15V9H75V11L73 10L72 11V16H71V14H70V16H68L67 18H69V23H71L72 22V24L75 26V24L77 25V28L79 29V31H81V34H80V36H82L83 38H81V37H78L79 39L78 40H80V38L82 39V40H88V42H85V44L86 43H89L90 41H89V39L93 36V34H99V33H103V32H107V31H109L111 28H113L114 26H116V25H121V23L123 24L122 26H124L125 25V23L128 21V20H125L126 18H128L129 16H131L132 14H134V13H136V12H138L139 10H142L144 7H147L149 4H151V6H152V4L154 3H151L150 1L151 0H128ZM154 1V0H153ZM157 1V0H156ZM202 1V0H201ZM222 1V0H221ZM226 1V0H225ZM239 1V4H240V7L239 8H237V9H235L234 7H232V5L231 6H229V5H226L225 4V2H223V4H225L226 6L222 9V10H220V11H218V12H221L222 13V19L220 18V20H222V25L224 26V29L223 30H225L226 28H228V29H236V28H240L241 26L239 25L238 27H237V25L238 24H241L242 26L243 25H245V28H246V26H248L247 24H251V25H259L258 27H253V29L255 28V29H258V28H260V29H262V28H264V0H238ZM20 2V1H19ZM19 2H18V0H17V3H18V5H19ZM29 2H30V0H29ZM31 2H33V1H31ZM45 2V1H44ZM44 2H40L39 4H41V3H44ZM52 2H54V4L55 3H57L56 2V0H53ZM78 2V1H77ZM93 2H96V3H100V4H102L101 2H97V0L95 1H93ZM92 2V3H93ZM120 2V1H119ZM123 2V1H122ZM233 2H234V0H233ZM232 2V0H231V2L229 1V3H231V4H234ZM244 2H246V5L244 4ZM5 3V2H4ZM11 3V2H10ZM10 3H8L7 4V2H6V4L7 5H9ZM13 3V2H12ZM11 3V4H12ZM23 3H22V5H23ZM27 3H28V0H27ZM27 3H26V5H27ZM35 3H37V2H35ZM60 3H63L62 5L64 6V2H60ZM71 3H73V2H71ZM82 3H83V1H82ZM105 3H107V2H105ZM121 3V2H120ZM237 3V1H235V4ZM32 5H34V3H31ZM39 4H35V5H39ZM45 4V3H44ZM51 4H53V3H51ZM76 4V1H75V3H74V6L76 7L77 5H75ZM78 4V3H77ZM85 4V3H84ZM83 4V5H84ZM90 4V3H89ZM109 4H110V2H109ZM113 4V3H112ZM155 4V3H154ZM159 4V3H158ZM227 4H228V2H227ZM13 5V4H12ZM14 5L16 6V4L14 3ZM21 5V6H22ZM29 5V4H28ZM31 5V6H32ZM46 5V4H45ZM50 5V4H49ZM48 5V6H49ZM56 6H60V4L59 3H57V4H55ZM65 5V6H66ZM73 5V4H72ZM82 5V4H81ZM92 5V4H91ZM121 5V4H120ZM11 6V5H10ZM21 6H19V7H21ZM25 6V5H24ZM23 6V7H24ZM30 6V8H33V7H31ZM64 6V7H65ZM87 6H88V4H87ZM93 6V5H92ZM9 7V6H8ZM12 7V6H11ZM17 8H19L18 6H16ZM22 7V9L20 8V10H22L23 11V13H24V15H25V12H27V14H28V11L26 10V7H25V9ZM43 7L45 8V6L43 5ZM42 7V8H43ZM51 6H49L48 8H50ZM52 7H53V5H52ZM52 7L50 8L52 11H53V9H52ZM55 7V6H54ZM60 7H62V6H60ZM83 7V6H82ZM82 7H80L81 9H83ZM97 7V6H96ZM162 7V6H161ZM179 7V6H178ZM219 7V6H218ZM10 8V7H9ZM16 8V9H17ZM28 8V7H27ZM29 8V9H30ZM34 8H35V6H34ZM40 8V5L38 6V9ZM68 9L69 7L68 6H66L65 7V9ZM71 8V7H70ZM69 8V9H70ZM97 8H99V6L97 7ZM101 8H102V6H101ZM100 8V9H101ZM152 8H154V7H152ZM155 8H156V6H155ZM158 8V7H157ZM156 8V9H157ZM172 8H174V7H172ZM7 9V8H6ZM5 9V10H6ZM11 9V8H10ZM14 9L15 8H13V11H11V10H7V12H10L11 14H12V12H14ZM36 9V8H35ZM38 9H36L37 11H40V12H43V10L41 11V10H38ZM56 8H54V10H55ZM61 9V8H60ZM63 9V8H62ZM67 9H66V11H67ZM68 9V10H69ZM79 9V8H78ZM91 9H92V7H91ZM150 10H151V8H149ZM160 9H163V8H160ZM221 9V8H220ZM235 9V10H234ZM25 10V11H24ZM32 9H30V11H31ZM46 10V9H45ZM49 10V9H48ZM51 10H49L50 12H51ZM58 10H59V7H58V9H57V11H55L56 13H58ZM95 10H96V8H95ZM144 10V9H143ZM218 10V9H217ZM238 12H237V11ZM15 11H17V10H15ZM48 11V12H49ZM152 11H153V9H152ZM155 11V10H154ZM162 11V10H161ZM236 11V12H235ZM20 11H18V13H19ZM33 12H34V9H33ZM45 12V11H44ZM54 12V11H53ZM59 12H61V10H59ZM62 12H64L63 10H62ZM60 13L61 15H63V13ZM68 12V11H67ZM85 12H86V10H85ZM96 12V11H95ZM140 12V11H139ZM9 13V14H10ZM14 13H16V12H14ZM31 13H32V11H31ZM30 13V14H31ZM55 13V14H56ZM69 13V12H68ZM67 13V14H68ZM87 13V12H86ZM86 13H84V14H86ZM92 13V12H91ZM99 12H97V14H98ZM145 13H147V12H145ZM176 13V12H175ZM174 13V14H175ZM3 14V13H2ZM4 14H8V13H5L4 12ZM22 13H20L19 15H21ZM35 14H36V12H35ZM45 14H47V12H45ZM50 14V13H49ZM54 14V15H55ZM88 14V13H87ZM96 14V15H97ZM140 14V13H139ZM152 14V13H151ZM163 14V13H162ZM172 14V13H171ZM180 14V17L178 16V18L181 20V22H182V25H183V32H184V37H185V42L183 43V46H181V48L179 49V52L177 53V54H175L174 56H171V52L168 50V48H169V46H164V44H165V39H166V37H168V36H170V34H172L174 31H173V28H172V25L171 26H169V18H167L166 17V15H162V16H160V17H157L156 19H151V17H150V19H148V20H146L147 18L146 17H143V18H146L145 20H144V22H142L141 20H138V21H140L137 25H134V26H128L127 28L128 29H126L125 31H123V32H121V30L119 31V32H121V33H119L118 35H114V37H112V38H109V40H107V42L106 41H104L105 43V45L104 46H101V44H100V47H104V48H102L101 50H102V54H100L101 56H100V58H108V57H111V55H115L116 57H115V59H113L112 57V59H113V61H111L110 63L111 64H107V63H105L104 62V64H107V65H110V66H108L107 68H109L108 69V71H109V73H112V68L110 69V67H115V70H114V72H116V69H117V67H124L125 69H123L124 71V74H122L121 75V78H118V79H116V77L115 78H112L111 80H110V78L111 77H113V76H111L110 78H108V76L106 77L105 75H107L106 73H105V78L107 79H109L108 81H117V83H115V84H121V87H122V85L124 86V84H128L129 86H131L130 87V89L132 90L134 87H136L137 85H141V87L143 88V90L144 89H147L148 87L150 88V89H152L154 86H156V84L155 83H157L158 81L160 82V78L162 77V76H164L165 75V79H168V78H171V80H173L172 82H173V85H171V86H167L166 88H165V86H164V88L166 89L165 91L167 92L166 94H164V95H167L168 94V92L169 93H172V94H174L175 96H179V95H181V94H183L184 92H182V90H183V88H180L181 87V85L182 84H179L180 85V87H179V85H177V82L178 81H180V79L182 80L183 78L186 80L184 83L186 84V86H187V88L185 89V91H187L188 90V92H192L193 94H192V96H190V98H192L193 99V102H189V103H193V105H197V104H202V103H207L208 101H210V103L211 104H213L212 106L214 107L215 106V103H218V102H214V101H217L218 99L220 100V98L222 97V95L224 94V93H228L229 92V90H231V98H232V100H233V105L235 106V107H237L239 110H241V109H245V108H250L249 106H248V104L249 105H253L255 102H257V100L259 99L257 96H254V97H252V95L253 94H256V93H259L260 92V90H261V88H262V86H263V84H264V71H261L260 73H262V74H260V73H257V72H255V69H254V72H255V74H254V72H253V70H249V68H251L253 65L254 66H256V71L258 70V69H260V66H259V68L257 69V63H260L261 64V62H262V60L263 59H259V57H260V55L263 53L262 51L263 50H261V54H259L258 52H256V54H254V53H252L253 55H254V57H251V58H249V56H247L248 54H249V51L250 52H255L257 49H259L260 50V48H264V34L261 36V34L258 32V35L260 34V36H258V35H256L255 37L253 36L254 34H251L252 35V37H251V35H250V38H246V40H245V37H244V40H245V43H247V45H249V48H248V46H247V48H245V47H243V48H245V50L247 49V51L245 52V50L244 49H242L244 52H240L241 53V57H240V63H241V65H242V70H244L245 71V73L244 74H246L245 76L244 75H242V72H240V71H235V70H238V67L234 70L233 68H232V66H231V68L233 69H231L232 71H235L233 74H229V75H226V74H224V72H221L220 71V68H219V64L220 63H216V61L214 60V59H212L211 57H214V56H211L210 57V55H212V54H210V43H209V41H210V36H211V34H209V32L206 30V27H203L202 26V24H200V22H199V17H201L200 15H198V13H197V11L195 10V8L194 7H190V8H188V9H186L185 11H183V12H180L179 13ZM216 14V13H215ZM24 15H23V17H24ZM29 15V14H28ZM28 15H26L25 17H27ZM32 15V14H31ZM31 15H29V17H31ZM37 15H40V14H38V12H37ZM36 15V16H37ZM52 17H50V18H53V13H51L50 14ZM50 15H43L44 17H47V18H49L48 16H50ZM58 15L59 14H57V17H58ZM150 15V14H149ZM156 15V14H155ZM176 15H178V14H176ZM175 15V16H176ZM0 16H1V14H0ZM3 16V15H2ZM15 17H18V14L17 15H14ZM14 16H13V14H12V16H11V18L13 17L14 18ZM22 16V15H21ZM21 16H19L20 18H18V23H20L21 21L23 22V23H25V21L24 20H26L27 18H22L23 20H21V21H19V19H21ZM34 16V15H33ZM35 16V20L37 21V19H39V18H37ZM43 16H41V17H43ZM56 16V15H55ZM54 16V17H55ZM65 16H66V14H65ZM84 16V15H83ZM91 16V15H90ZM140 16V15H139ZM145 16V15H144ZM148 16V15H147ZM199 16V17H198ZM7 17H8V15H7ZM57 17H55V18H57ZM61 17L63 18V16H60V19H61ZM148 17V18H149ZM155 17V16H154ZM171 17V16H170ZM216 17H217V15H216ZM3 18V17H2ZM1 18V19H2ZM6 18V17H5ZM5 18H4V20H5ZM8 18H10V16L8 17ZM10 18V19H11ZM86 19H87V17H85ZM138 19H139V17H137ZM172 18V17H171ZM10 19L8 20V19H6L7 21H10ZM30 19H33L34 20V18H30ZM60 19H58V20H60ZM3 20V19H2ZM2 20H0V22H2V24H4L3 23V21ZM11 20H13V19H11ZM15 20H16V18H15ZM35 20H34V22H35ZM43 20H47V19H43L42 18V20L40 19V21H39V23H40V26H39V24H38V26L42 29V27L43 26H41V23H43ZM51 21L52 20H54V19H50ZM250 20V21H249ZM27 21H32V20H27ZM66 21V20H65ZM85 20H83V22H84ZM123 21H124V23H123ZM134 21V20H133ZM174 21H175V19H174ZM12 22V21H11ZM33 22V24H34V26H37V25H35L36 23H34ZM45 22V21H44ZM52 22H54V21H52ZM93 22H94V20H93ZM96 22V21H95ZM131 22V21H130ZM137 22V21H136ZM176 23L178 22L177 20L175 21ZM202 22V21H201ZM254 22H256L255 24H254ZM12 23H14L15 24V22L13 21ZM60 22H57V24H59ZM63 23V22H62ZM134 23V22H133ZM174 23V22H173ZM1 24V23H0ZM1 24V25H2ZM6 24V23H5ZM29 24H31V23H29ZM44 24V23H43ZM56 24V23H55ZM132 24V23H131ZM0 25V26H1ZM6 25H9L8 27H10V24H6ZM28 25V24H27ZM26 24H25V26H27ZM49 25V24H48ZM66 24H63V26H65ZM133 25V24H132ZM150 25V26H149ZM177 25V24H176ZM182 25L180 26V27H182ZM2 26H5V25H2ZM1 26V27H2ZM11 26H13V25H11ZM16 26H17V22H16ZM19 26H20V24H19ZM18 26V27H19ZM22 26H23V29H24V25L22 24ZM21 26V27H22ZM32 26V25H31ZM50 26H51V22H50ZM53 26H54V24H53ZM226 26V27H225ZM17 27V28H18ZM29 27H30V25H29ZM49 27V26H48ZM69 27H71V30L70 31H72L73 29V27L72 26H69ZM177 27H179V26H177ZM210 27H212V26H210ZM249 27H251V26H249ZM5 28V27H4ZM17 28H15L16 29V31H17ZM20 28V27H19ZM31 28V27H30ZM44 29H47V28H45V27H43ZM64 28V27H63ZM65 28H67V26L65 27ZM76 28V29H77ZM120 28V27H119ZM208 28V27H207ZM1 29V31L2 32H5V30L3 29V27L2 28H0ZM4 31H3V30ZM6 29H8V28H6ZM20 29H22V28H20ZM22 29V30H23ZM39 29V28H38ZM37 29V30H38ZM118 29V28H117ZM125 29V28H124ZM211 29V28H210ZM247 29H248V27L246 28V30H245V33H246V31H247ZM253 29L251 28V31H252V33H253ZM9 30H10V28H9ZM11 30H14V29H12V27H11ZM32 31L31 32H33V28L31 29ZM48 30H49V28H48ZM116 30V29H115ZM119 30V29H118ZM237 30V29H236ZM240 30H243V28H241ZM248 30H250V29H248ZM263 30V29H262ZM15 31V33H16V35H17V32ZM23 31H25V29L23 30ZM41 30H39V32H40ZM74 31V30H73ZM77 31V30H76ZM173 31V32H172ZM212 31V30H211ZM228 30H226L225 31V34H226V32H227ZM239 31V30H238ZM244 31V30H243ZM1 32V33H2ZM7 32V33H6ZM5 33L6 34H8V32H10V31H6ZM19 32H21L20 30H19ZM42 32H43V30H42ZM45 32H46V30H45ZM75 32V31H74ZM111 32H113V30L111 31ZM115 32V31H114ZM223 33H224V31H222ZM230 32V31H229ZM234 32V31H233ZM232 31L230 32V33H232V34H238L237 33V31L236 32H234L233 33ZM249 32V31H248ZM257 32H255V33H257ZM1 33H0V35H1ZM5 33H2V34H4V36H2L1 35V37H4L5 38V36H8V35H5ZM13 33V32H12ZM22 33V32H21ZM70 33V32H69ZM75 33H77V32H75ZM79 33V32H78ZM110 32H108V34H109ZM212 33V32H211ZM217 33V32H216ZM215 33V34H216ZM228 33V32H227ZM244 33V32H243ZM251 33V32H250ZM19 34V33H18ZM28 34V33H27ZM43 34V33H42ZM73 34V33H72ZM112 34V33H111ZM116 34V33H115ZM220 34V33H219ZM240 34H242V31H241V33ZM239 34V36H241ZM11 35V34H10ZM14 35V34H13ZM35 35V34H34ZM48 35V34H47ZM74 35V34H73ZM73 35H72V38H70L69 39V41L71 40V39H73V40H75V38H76V35H78L79 36V34H76L75 35V38L73 37ZM181 35V34H180ZM222 35V34H221ZM227 35V34H226ZM230 35V34H229ZM244 35V34H243ZM246 35H249V34H246ZM246 35H244V36H246ZM15 36V35H14ZM49 36V35H48ZM63 36V35H62ZM67 36V35H66ZM70 36H71V34H70ZM101 36H102V34H101ZM105 36V35H104ZM108 36V35H107ZM113 36V35H112ZM182 36V35H181ZM217 36H219V35H217ZM223 36H224V34H223ZM234 36V35H233ZM238 36V35H237ZM9 37V36H8ZM22 37H23V35H22ZM56 37V36H55ZM64 37H65V35H64ZM110 37V36H109ZM220 37V36H219ZM227 37H229L228 35H227ZM232 37V36H231ZM236 37V36H235ZM248 37V36H247ZM62 38V37H61ZM60 38V39H61ZM68 38V37H67ZM66 38V39H67ZM99 38V39H98ZM241 38H243V36L241 37ZM241 38H239L240 40H241ZM2 38H0V40H1ZM59 39V40H60ZM65 38H64V41L66 40ZM97 40H99L100 41V37H97L96 38ZM95 39V40H96ZM101 39H102V37H101ZM178 39V38H177ZM215 39V38H214ZM217 39H219V38H217ZM220 39H221V37H220ZM223 39V38H222ZM222 39L221 40H219V42H221L222 41ZM224 39H225V37H224ZM237 39H238V37H237ZM236 39V40H237ZM7 40H9V39H7ZM17 40V39H16ZM58 40V39H57ZM68 40V39H67ZM66 40V41H67ZM82 40H80V42L82 41ZM103 40V39H102ZM105 40V39H104ZM212 40V39H211ZM227 40V39H226ZM231 41L233 40V39H230ZM230 40H227V41H230ZM244 40H243V42H244ZM3 41H5V40H1V42H3ZM77 41V40H76ZM239 41V40H238ZM9 42H11V40H9ZM34 43H36L35 42V40L33 41ZM73 42V41H72ZM92 42H94V41H92ZM214 42V41H213ZM213 42H211V43H213ZM232 42H235L234 40L232 41ZM8 43V42H7ZM69 43V46L71 45V43L70 42H68ZM75 43V42H74ZM81 43H83V42H81ZM101 43H103V41L101 42ZM155 43H157L156 45H155ZM226 43V42H225ZM231 43V42H230ZM230 43H228L227 42V46H229L230 45ZM235 43H237V42H235ZM6 44V43H5ZM4 44V45H5ZM16 44V43H15ZM31 44H33V43H31ZM37 44H39V42H37ZM37 44L35 45V44H33V46L35 45V46H37ZM76 44V43H75ZM78 44H80V43H78ZM84 44V45H85ZM98 44V43H97ZM147 44L149 45V46H147ZM152 44V45H151ZM222 44H224V43H221V45ZM232 44V43H231ZM239 44V43H238ZM1 45V44H0ZM51 45V44H50ZM49 45V46H50ZM58 45V44H57ZM65 45H67V43H65ZM81 45V44H80ZM90 45H91V42H90ZM103 45V44H102ZM213 45V44H212ZM211 45V46H212ZM235 45V44H234ZM237 45V44H236ZM235 45V46H236ZM241 44H239V46H240ZM243 45V44H242ZM1 46H3V45H1ZM8 46V45H7ZM11 46V45H10ZM38 46H40L41 47V45L39 44ZM69 46L68 47H66V48H68V49H70V51H73V49H75L74 47V44H72L71 46H74L73 47V49L70 47L69 48ZM79 46V45H78ZM82 46H83V44H82ZM87 46V45H86ZM91 46H93V45H91ZM95 46H96V44H95ZM180 46V45H179ZM232 46H233V44H232ZM235 46H233L232 48V50L231 51H233V50H235L234 48H235ZM9 47V46H8ZM12 47V46H11ZM15 47V46H14ZM40 47H38V49H40ZM43 47V46H42ZM57 47H59V46H57ZM81 47V46H80ZM99 47V46H98ZM99 47V48H100ZM146 47L150 50V54L149 55H151V58H152V60H150L151 62H152V65H151V68L149 67V65L147 64V65H145V64H143V61H145V60H147L148 61V59H146V56L148 55V52L146 51ZM215 47V46H214ZM214 47H213V49H214ZM224 47V46H223ZM238 47V46H237ZM82 48V47H81ZM90 49V47H87V49ZM94 48H97V47H94ZM221 48V47H220ZM228 48H230V47H228ZM239 48V47H238ZM238 48H236V49H238ZM241 48V47H240ZM254 48H256V49H254ZM7 50H8V48H6ZM10 49V48H9ZM12 49H13V47H12ZM15 49V48H14ZM20 49V48H19ZM23 49V48H22ZM27 48H25V49H23L24 50V55H27V57L29 56L28 54H30V53H32V51L31 52H29L28 51V54H27V52H26V54H25V50H26ZM29 49V48H28ZM32 49V48H31ZM37 49V50H38ZM42 49V48H41ZM40 49V50H41ZM72 49V50H71ZM83 49H84V47H83ZM86 49V48H85ZM86 49V50H87ZM40 50H38V52H40ZM77 50H78V48H77ZM82 50V49H81ZM85 50V51H86ZM97 51H98V49H96ZM215 50V49H214ZM230 50V49H229ZM239 50V49H238ZM251 50H253V51H251ZM27 51V50H26ZM36 51V50H35ZM42 51V50H41ZM64 51V50H63ZM69 51V50H68ZM78 51H80V50H78ZM77 51V52H78ZM84 51V52H85ZM91 51V49L88 51L89 53H91L90 52ZM93 51L95 52V50L93 49ZM97 51H96V53H97ZM100 51V50H99ZM212 51V50H211ZM227 51H228V49H227ZM240 51V50H239ZM17 52H18V50H17ZM19 52H21L20 50H19ZM37 52V51H36ZM88 52H86V54L88 53ZM93 52V53H94ZM213 52V51H212ZM225 52H226V50H225ZM234 52H236V51H234ZM23 53V52H22ZM33 53H35V52H33ZM40 53H42V54H45L44 52H40ZM58 53V52H57ZM66 54L68 53V52H65ZM75 53V52H74ZM79 53V52H78ZM83 53V52H82ZM147 53V54H146ZM233 53V52H232ZM239 53V52H238ZM239 53V54H240ZM257 53H258V55H257ZM15 54H16V52H15ZM15 54H13V55H15ZM18 54V53H17ZM16 54V55H17ZM36 54V53H35ZM39 53H37L36 55H38ZM41 54V55H42ZM59 54V53H58ZM65 54V55H66ZM69 54V53H68ZM67 54V55H68ZM77 54V53H76ZM86 54L84 53L83 54V56H86ZM92 54V53H91ZM91 54H89V56H91V58L92 59H94V60H96L95 58H93V54L91 55ZM228 54V53H227ZM231 54V53H230ZM9 55H11V54H9ZM21 55V54H20ZM31 55V54H30ZM35 55V56H36ZM96 55V54H95ZM113 55V56H114ZM232 56H235V54L233 55V54H231ZM238 55V54H237ZM12 56V55H11ZM10 56V58L12 59V57ZM18 56H19V54H18ZM22 57H23V54L21 55ZM70 56H71V54H70ZM74 56V55H73ZM79 56H81V55H79ZM82 56V57H83ZM88 56V55H87ZM2 57V56H1ZM4 58H5V56H3ZM15 57V56H14ZM13 57V58H14ZM21 57V58H22ZM27 57H25V59L27 58ZM47 57H49V56H47ZM56 57V56H55ZM61 56H59V58H60ZM65 56H63V58H64ZM67 57V56H66ZM76 57V56H75ZM81 57V58H82ZM97 58H98V56H96ZM148 57V56H147ZM24 58V57H23ZM35 58H37V56L35 57ZM40 58V57H39ZM62 58V57H61ZM63 58H62V60H63ZM72 58V57H71ZM71 58H69V59H71ZM86 58V57H85ZM88 59H90L89 57H87ZM100 58H99V60H97V62H99L100 61ZM110 58V59H111ZM211 58V59H210ZM231 58V57H230ZM16 59H18V61H19V58H16ZM16 59H15V62H17L16 61ZM25 59H23V60H25ZM31 59V58H30ZM77 59V58H76ZM109 59V60H110ZM7 60V59H6ZM9 60V59H8ZM13 60V59H12ZM12 60H10L11 62H13ZM22 60V61H23ZM27 60H29L28 58H27ZM40 60H41V58H40ZM46 60H47V58H46ZM45 60V61H46ZM48 60H49V58H48ZM47 60V61H48ZM73 60V59H72ZM82 60H83V58H82ZM82 60H81V62H82ZM86 60V59H85ZM91 60V59H90ZM90 60H86V61H90ZM94 60H91L92 62L94 61ZM104 59H102L101 61H103ZM9 61V62H10ZM43 61V60H42ZM41 61V62H42ZM69 61V60H68ZM67 61V62H68ZM2 62H3V59H2ZM9 62H8V65H9ZM15 62H13L12 64H14ZM29 62V61H28ZM28 62H27V65L28 66H23V64L22 65H20V66H18L17 68V71L15 72V71H12L10 68H11V66H10V68L8 69V70H6V71H4L3 73H1L0 72V111L1 110H4L5 108H6V100L9 98V97H11L13 94H14V90L13 89H7V88H10V87H6L5 85H4V83H3V81H2V79L3 78H5L4 77V74H5V76L7 77L8 76V78L10 77L11 79H16L17 80V82H18V84L20 85V86H23V85H25V84H30V83H33V77H34V74H36V73H39L40 71H42V70H44V68H45V66H46V64L45 65H43V64H40V63H36V64H34L33 62H34V60L33 59H31L30 60V64H28ZM66 62V61H65ZM73 62V61H72ZM78 62V61H77ZM79 62H80V59H79ZM79 62H78V65L76 64V66L78 67L79 66ZM97 62H96V66H97ZM108 62V61H107ZM218 62V61H217ZM5 63V62H4ZM46 63V62H45ZM53 63V62H52ZM59 64L58 62H55V64ZM64 63V62H63ZM74 63H76V62H74ZM103 63V62H102ZM101 62H100V64H102ZM145 63V62H144ZM148 63H150V62H148ZM237 63V62H236ZM11 64V63H10ZM17 64H18V62H17ZM24 64H25V62H24ZM70 64V63H69ZM81 64V63H80ZM83 64V63H82ZM88 64V63H87ZM99 64V65H100ZM104 64H102V66L104 65ZM233 64L235 65V63L233 62ZM237 64H239V63H237ZM15 65V64H14ZM54 65V64H53ZM52 65V66H53ZM70 65H72L73 66V63H71ZM70 65L69 66H66V67H70ZM85 65V64H84ZM89 65V64H88ZM94 65V64H93ZM231 65V64H230ZM262 65V64H261ZM2 66V65H1ZM15 66H17V65H15ZM49 66L51 67V65L49 64ZM48 66V67H49ZM60 66H62L63 67V65L61 64ZM71 66V67H72ZM75 66V65H74ZM83 66V65H82ZM87 66V65H86ZM90 66V65H89ZM14 67V66H13ZM27 67V68H26ZM29 67H33V68H31V70L29 69ZM55 67V66H54ZM81 67V66H80ZM83 67H85V66H83ZM82 67V68H83ZM93 67V66H92ZM104 67H106V66H104ZM179 67H181V68H184V69H186L184 72H182V74H184V76L182 77V76H180L181 75V72L179 71V70H181V68L179 69ZM1 68V67H0ZM15 68V67H14ZM85 68H87V67H85ZM90 68H91V66H90ZM90 68L88 67V69H89V71H90ZM103 68V67H102ZM262 68H264V65H262L261 66V69ZM60 69V68H59ZM68 69V68H67ZM88 69H86L87 71H88ZM98 70H101V69H99V67L97 68ZM103 69H105V68H103ZM102 69V71H104ZM1 70H2V68H1ZM47 70V69H46ZM45 70V71H46ZM66 71V68L65 69H63V71ZM70 70V69H69ZM91 70H92V68H91ZM208 70H211L212 72H209V73H211L209 76H211L210 78H211V80L209 81V84L212 86V87H214V88H217V89H221V91H217V93H219V92H221V93H219L220 95L218 96V95H216V97H214V98H208L207 99V97L206 98H202V97H198L196 94H195V85L197 86V84H199V81H195V77H193L192 78V73H193V71H196V74H197V76H198V78L199 77H201V76H203V72H206V71H208ZM230 70V71H231ZM241 70V71H242ZM264 70V69H263ZM59 71H61V69L59 70ZM82 71V70H81ZM85 71V70H84ZM94 71H95V66H94V70H93V73H94ZM105 71H106V69H105ZM107 71V72H108ZM111 71V72H110ZM118 71V70H117ZM120 71V70H119ZM183 71V70H182ZM229 71V70H228ZM49 72V70L47 71V73ZM69 72V71H68ZM92 72V71H91ZM90 72V73H91ZM121 72V71H120ZM179 72H180V74H179ZM226 72V71H225ZM253 72V73H252ZM258 72H259V70H258ZM55 73V72H54ZM60 73V72H59ZM80 73H82V72H80ZM92 73V74H93ZM96 73V72H95ZM95 73H94V75H95ZM97 73H98V71H97ZM96 73V74H97ZM122 73V72H121ZM192 75H191V74ZM64 74V76L66 75L64 72H62V74L61 75H63ZM68 74V73H67ZM102 74H104V72H102ZM117 74V73H116ZM59 75V74H58ZM80 75V74H79ZM82 75V74H81ZM85 75V74H84ZM93 75V76H94ZM99 75H100V72H99ZM112 75H113V73H112ZM114 75H115V73H114ZM191 75V76H190ZM195 75V74H194ZM193 75V76H194ZM48 76H49V73H48ZM83 76V75H82ZM81 76V77H82ZM85 76H87V75H85ZM92 76V75H91ZM208 76V75H207ZM61 77V76H60ZM63 77V76H62ZM80 77V78H81ZM88 77V76H87ZM87 77H85V78H87ZM97 77V76H96ZM101 77V76H100ZM178 77H182V78H178ZM7 78V79H8ZM36 78V77H35ZM52 78L54 79V77L52 76ZM58 78L59 77H57V79H56V81L58 80ZM66 78V77H65ZM65 78H63V80L65 79ZM85 78H83V82H86L85 81ZM209 78V77H208ZM28 79H30L29 81H28ZM82 79V78H81ZM92 79V78H91ZM94 79V78H93ZM104 79V78H103ZM150 79V81H149V84H147L145 81H147V80H149ZM164 79V80H165ZM183 79V80H184ZM194 79V82L192 83V80ZM9 80V79H8ZM16 80H15V82H16ZM61 80V79H60ZM66 80L68 81V79L66 78ZM65 80V81H66ZM78 80H79V78H78ZM89 80V79H88ZM7 81V80H6ZM13 81V80H12ZM37 81V79L35 80V82ZM91 81V80H90ZM95 81V80H94ZM97 81V80H96ZM103 81V80H102ZM102 81H100V79H99V81L98 82H101L102 83ZM176 81V82H175ZM201 81V80H200ZM9 82V81H8ZM39 82H43L44 84H51V83H54V81H52V79L50 78H48V77H46V75H45V73L43 72V74H42V76H41V78L39 79ZM78 82V81H77ZM87 82H89V81H87ZM86 82V83H87ZM105 82H107V80L105 81ZM169 82H170V80H169ZM59 83V82H58ZM58 83H55L56 84V86H58L59 84L61 85V83H62V81L58 84ZM65 83V82H64ZM91 83H93V81L92 82H90V84ZM97 83V82H96ZM103 83H104V81H103ZM202 83V82H201ZM40 84V83H39ZM39 84H37V85H39ZM67 84V83H66ZM66 84H64V85H66ZM79 84V83H78ZM88 85V86H86V84H84L85 86H86V90L85 89H83V90H85L84 92H83V95H81L80 97H82L81 98V102H79V104L78 105H76V107L74 108V110H73V108H72V110L74 111V114H73V112H72V114H69V116L70 115H72V117H71V119L70 120H68V118L66 119V122L64 123L63 121V123L64 124H62V125H60V127H59V129L57 128V132H54L55 134L52 136V138H49V140L46 142V143H44V144H42L41 143V145H37L36 147H34L33 149H31V150H29V152H27L24 156H27L25 159H27V164L28 163H32V162H35V161H32V160H29V157H32V155H34L35 153H37L38 151H40V149H42V148H44V147H46L49 143H51L52 141H54V140H56V139H58L59 137H63V136H65L66 137V135H67V139H69L70 137L71 138H73V137H79L80 135H82V137L81 138H84L85 136H87V134H85V132H86V130H85V128L83 127V128H80V129H75V128H73V125H74V121H77L76 120V118H77V116L79 115V113L81 112V110H83L84 108L83 107H85V105H86V103H88L87 104V106L89 105V107H87V108H90V106H91V108L93 109L94 108V110H95V108H97V102L99 101V97H101L100 98V100L102 99V96H103V93L105 92H107L108 93V91H109V89H106L105 87L104 88H102L104 85H106V83L102 86L100 83H99V86L101 85L102 87H100V88H102V90L104 91L103 93H101V92H98L97 93V91L95 90V88L92 86V85ZM108 84V83H107ZM111 84V83H110ZM109 84V85H110ZM115 84L114 85H112V86H115ZM153 84H155V85H153ZM193 84H195V85H193ZM13 85V84H12ZM64 85L63 86H61V89H62V87H64ZM97 85V84H96ZM108 85V86H109ZM127 85V86H128ZM149 85V86H148ZM168 85V84H167ZM204 85H206V82H205V84ZM234 85H235V87H234ZM11 86V85H10ZM14 86V85H13ZM83 86V85H82ZM81 86V87H82ZM84 86V87H85ZM95 86V85H94ZM111 86V87H112ZM120 86V85H119ZM128 86V87H129ZM202 86V85H201ZM15 88H16V86H14ZM42 88H43V86H41ZM40 87V88H41ZM51 87V86H50ZM59 87V86H58ZM65 87H67V85L65 86ZM64 87V88H65ZM68 87H70V85L68 86ZM107 87V86H106ZM110 87V88H111ZM133 87V88H132ZM139 87V86H138ZM162 87V86H161ZM160 87V88H161ZM205 87V86H204ZM220 87V88H219ZM228 88V87H231V88H229V90L227 91V90H224V88ZM38 88V87H37ZM39 88V93L41 92V89ZM100 88H98V89H100ZM108 88V87H107ZM119 88V87H118ZM125 88V87H124ZM123 88V89H124ZM127 88V87H126ZM125 88V89H126ZM53 89H55V88H53ZM60 89V88H59ZM61 89L59 90V92L61 91ZM79 89V88H78ZM97 89V90H98ZM129 89V90H130ZM156 89V88H155ZM202 89V88H201ZM210 89H211V87H210ZM216 89V90H217ZM44 90V89H43ZM57 90V89H56ZM64 90H67V88L66 89H64ZM113 90V89H112ZM116 90V89H115ZM115 90H113V91H115ZM122 90V89H121ZM127 90V89H126ZM142 90V91H143ZM157 90V89H156ZM158 90L160 91V89L158 88ZM214 90V89H213ZM239 90H241V91H243V93H241ZM244 90L245 91H247V93H249V95L246 97V94H245V92H244ZM263 90H264V87H263ZM34 91V90H33ZM35 91H37V90H35ZM34 91V92H35ZM49 90H47V92H48ZM51 91V90H50ZM55 91V90H54ZM53 91V92H54ZM62 91H63V89H62ZM99 91H101V89L99 90ZM118 91V90H117ZM138 91V90H137ZM152 91V90H151ZM212 91V90H211ZM211 91H210V93H208L209 95H211ZM30 92V91H29ZM67 92V91H66ZM121 92H123L121 95H119V97H121L122 95V98L126 95V94H128V93H126V91L125 90H122ZM128 92V91H127ZM139 92V91H138ZM153 92H154V90H153ZM157 92V91H156ZM222 92H224V93H222ZM22 93V92H21ZM36 93V92H35ZM38 93V92H37ZM46 93V92H45ZM45 93H43V94H45ZM58 93V92H57ZM61 93V92H60ZM65 93V92H64ZM64 93L62 92L61 94H59L61 97L64 95ZM113 93V92H112ZM126 93V94H125ZM129 93H132V92H129ZM158 93V92H157ZM165 93V92H164ZM197 93V92H196ZM199 93V92H198ZM197 93V94H198ZM213 93V92H212ZM215 93V92H214ZM213 93V94H214ZM29 94V93H28ZM43 94H42V96H43ZM111 93H109V95H110ZM114 94H116V92H114ZM114 94H113V98L111 97V99H114ZM125 94V95H124ZM137 94V93H136ZM140 94V93H139ZM161 94V96H163L162 95V92L160 93ZM194 94H195V96H194ZM204 94V93H203ZM25 95V94H24ZM46 95H47V93H46ZM49 95V94H48ZM54 95H57V94H53V96ZM109 95H108V97H109ZM129 95L130 94H128V97H129ZM138 95V94H137ZM169 95V94H168ZM208 95V96H209ZM263 95H264V92H263ZM39 96V95H38ZM52 96V97H53ZM93 96H96L95 97V101H93V99H94V97ZM115 96H117V95H115ZM131 96H133L132 94H131ZM187 96V95H186ZM205 96V95H204ZM207 96V95H206ZM212 96H214V95H212ZM52 97H50V98H52ZM93 97V98H92ZM104 97H106V94H104V96H103V98ZM158 97V96H157ZM23 98V97H22ZM42 98V97H41ZM54 98H56L55 96H54ZM58 98H60V97H58ZM66 98H67V96H66ZM116 98V97H115ZM134 98V96L131 98V101H129V103H131V104H133L132 103V99ZM136 98H137V96H136ZM146 98V97H145ZM149 95L147 94V104L150 102L149 101ZM160 98V97H159ZM169 98V96L167 97V96H164L162 99H160L161 101H165V99L167 100ZM25 99V102H26V100H27V98H24ZM57 99V98H56ZM56 99H54L55 101H56ZM116 99H118V97L116 98ZM120 99V98H119ZM247 99H249V100H247ZM58 100V99H57ZM103 100V99H102ZM102 100H101V102H102ZM108 100V99H107ZM129 100V99H128ZM128 100H127V102H128ZM134 100V99H133ZM137 100V99H136ZM208 100V101H207ZM231 100V101H232ZM263 102H264V97L261 99ZM20 101V100H19ZM28 101V100H27ZM42 101H44V100H42ZM55 101H54V103H52L53 102V100L52 101H50L49 102V100H47V101H44L43 102V106L44 107H48V106H51V105H54V104H56L55 103ZM61 101H63V100H61ZM64 101H65V99H64ZM80 101V100H79ZM103 101H105V100H103ZM114 101L115 100H110V101H108L109 103H107V105L106 106H108V104L109 105H113L114 104ZM146 101H145V104H146ZM21 102H23V99H22V101ZM29 102H31V101H29ZM106 102V101H105ZM104 102V103H105ZM116 102V101H115ZM118 102V101H117ZM117 102L115 103V104H117ZM133 102H135L136 103V101H133ZM28 103V102H27ZM33 103V102H32ZM31 103V104H32ZM65 103V102H64ZM98 103H100V102H98ZM121 103V102H120ZM119 102H118V104H120ZM126 103V102H125ZM140 103V102H139ZM138 103V104H139ZM184 104H186V105H191V104H189L188 102H183ZM106 104V103H105ZM105 104H103V105H105ZM127 104V103H126ZM130 104V105H131ZM142 104V103H141ZM151 104V103H150ZM20 105V104H19ZM57 105V104H56ZM59 105V104H58ZM57 105V107H59V106H61V103H60V105L58 106ZM99 105H101V104H99ZM98 105V106H99ZM149 105V104H148ZM105 106V107H106ZM114 106V105H113ZM119 106V105H118ZM117 106V107H118ZM141 106V105H140ZM52 107V106H51ZM102 107V106H101ZM104 107V108H105ZM116 107V106H115ZM117 107L116 108H114L113 107V109H117ZM130 106H128V108H129ZM143 107H144V105L141 107L142 109H143ZM27 107H25V109H26ZM56 108V107H55ZM61 108H62V106H61ZM119 108V107H118ZM141 108L139 109V110H141ZM109 109V108H108ZM112 109V108H111ZM112 109V110H113ZM120 109V108H119ZM119 109H118V112H119ZM123 110L125 109V108H122ZM122 109H121V111H122ZM12 110V109H11ZM27 110V109H26ZM71 110V111H72ZM84 111H86V110H84ZM90 111H92L91 109H90ZM98 111V110H97ZM117 111V110H116ZM125 111V110H124ZM130 111V110H129ZM145 111V110H144ZM88 112H89V110H88ZM109 112V111H108ZM114 112H115V110H114ZM126 112H127V110H126ZM2 113V112H1ZM28 113V112H27ZM47 113H48V111H47ZM51 113V112H50ZM54 113V112H53ZM71 113V112H70ZM96 113V112H95ZM98 113V112H97ZM116 113V112H115ZM129 113V112H128ZM31 114V113H30ZM82 114V113H81ZM99 114V113H98ZM125 114H127V113H125ZM42 115V114H41ZM43 115H47V114H43ZM50 115V114H49ZM86 115H88V114H86ZM95 115V114H94ZM108 115V114H107ZM30 116V115H29ZM75 116V117H74ZM84 116H85V114H84ZM90 116V115H89ZM112 116V115H111ZM129 116V115H128ZM41 117V116H40ZM39 117V118H40ZM44 117V116H43ZM47 117V116H46ZM68 117V116H67ZM82 117V116H81ZM86 117V116H85ZM93 117V116H92ZM102 117V116H101ZM103 117H104V114H103ZM48 118V117H47ZM70 118V117H69ZM78 118H79V116H78ZM88 118V117H87ZM89 118H91V117H89ZM110 117H108V119H109ZM156 118V117H155ZM158 118V117H157ZM156 118V119H157ZM50 119V118H49ZM65 119V118H64ZM160 119V118H159ZM202 119H204L203 118V116L198 120V122H200ZM82 120H84V118L82 117L81 118V120L80 121H82ZM107 120V119H106ZM264 120V119H263ZM79 121V122H80ZM89 121V120H88ZM1 122H3V121H1ZM76 123L75 122V125L77 124H80V123ZM90 122H92V119L90 120ZM112 122V121H111ZM83 123V122H82ZM81 123V124H82ZM115 123V122H114ZM114 123H113V125H114ZM84 124V123H83ZM89 124V123H88ZM94 124V123H93ZM112 124V123H111ZM74 125V126H75ZM79 126V125H78ZM82 126V125H81ZM85 126H87V124L85 125ZM92 126V125H91ZM91 126H90V128H91ZM101 126V125H100ZM75 127H77V126H75ZM89 127V126H88ZM110 127V126H109ZM97 128V127H96ZM92 129V128H91ZM94 129V128H93ZM92 129V130H93ZM99 129V128H98ZM87 130H90V129H87ZM97 130V129H96ZM85 131V132H84ZM87 133H88V131H87ZM89 133H90V131H89ZM230 134H231V132H230ZM50 135V134H49ZM63 135V136H62ZM242 135V134H241ZM65 137H63V138H65ZM88 137V136H87ZM101 137V136H100ZM104 137V136H103ZM242 137H243V135H242ZM246 137V136H245ZM13 138V136H10L8 139H12ZM63 138H60V140H57V142H55V143H53V144H51L50 145V148H56V147H58L61 143H63V140H61V139H63ZM91 138V137H90ZM234 138V137H233ZM100 139H102V138H100ZM236 138H234V139H230V140H235ZM227 140H228V138H227ZM227 140H225L226 142H227ZM102 141V140H101ZM105 141V140H104ZM225 141H221L220 143H221V146L219 147H216L217 149L215 150H213L212 149V151H214L213 152V155L214 156H212V159L214 158V157H218L219 155H221V154H223L224 152H226V151H230L228 148H229V143H228V147H227V145H226V143H225ZM229 141V140H228ZM245 141V138H244V140L242 141V142H244ZM246 141H247V139H246ZM88 142H90V140L88 141V139L85 141L84 139L82 140V141H80V142H78L77 144L79 145V146H81V145H83V146H81V147H79L78 149H77V151H75V152H72V151H69L68 149H66L65 151H64V153L62 154V155H60L61 156V160L62 161H64V160H67L68 158H72L71 160H68V161H65V165H60V166H63V167H59V168H57L58 170L57 171H54V172H49V173H47L48 175H51V176H47V178L46 179H44V181L45 180H48V181H45L41 186H39V184H41V183H39V184H37V182H35L34 184H33V187H31V188H29L28 190H26L25 192H23V190H22V188H17L16 190H15V192H13V191H11V192H9L8 193V196H6L7 198H9V199H14V198H16L14 201H12V203H10V204H8L1 212H0V238H1V241L4 239H6L5 241H2V242H4L3 244H2V242L0 241V249L1 248H4V246L3 245H5V249L6 248H9L6 252H5V256H6V258L10 255V254H12L13 252H12V250H13V244L14 243H12L11 245L10 244H7L8 243V240H7V238L9 239L11 236L13 237V233H15V232H13V231H16V230H18L19 231V229H16V230H14V228H16L20 223V221L18 222L19 224L16 226V224H15V221H16V219L19 217V214H21L22 216L24 215V214H28L29 212H33V211H31V209L32 210H36L37 211V207L35 206V205H38V203L39 202H34L35 200H38L39 201V199L38 198H40V197H42V196H46L47 198V200H48V202H47V200H46V202H45V204H47L46 206H45V208H47V206L49 205H52V208H51V206H50V208L49 209H47L46 211L48 212H53V213H55V210H56V206H55V204H53L55 201H61L62 199H63V197L64 196H66V194H68V192L70 191V187L72 186H74L76 183H77V185L75 186L76 188V190H79L78 192H76L77 193V196H76V193H75V196H74V194H73V196L74 197H72V195H71V197H70V195L68 196V198L67 199H69V197L71 198V199H69L68 201H67V203L69 204L68 206H67V208L68 207H74L75 209H72V210H74L75 212H80L79 214H82V215H84L85 214V212H87V211H91L92 209L91 208H93L92 206H94L95 205V203L93 202V200L91 201V202H93V204L94 205H92V203L90 202V200L88 201V198L86 199L85 198V196L84 195H86V194H89L90 195V193L89 192H87L86 194H84V195H82V196H84V198L86 199V201L85 202H90L91 203V206L90 205H87L88 207H82V206H80V204H82L83 202H81V203H79V204H73L74 202H79L80 200H82V198L80 197L81 195H80V191L83 189V187H84V193H85V190L86 189H88V188H86L85 186L88 184V183H85V180L83 181V182H80L81 181V179H79L80 181H78L76 178H77V170H78V172L79 171H81V173H82V170H83V168H80L79 167V165L81 164V161L79 162V160L78 161H76V162H79V163H75V160L76 159H78V157L80 156V154L82 153H80V151L81 150H83V148L85 149V146H86V144L88 143ZM93 142V141H92ZM100 142V141H99ZM103 142V141H102ZM139 142V141H138ZM230 143H232L231 141H229ZM249 142V141H248ZM251 142V141H250ZM252 143V142H251ZM183 144V143H182ZM243 144H247V142L246 143H243ZM249 144V143H248ZM89 145V144H88ZM142 145H144L143 143H142ZM145 145H146V143H145ZM196 145V144H195ZM245 146H247V145H245ZM245 146H243V145H241L240 147H237V148H235L234 147V149L238 152V153H236V154H240V153H242L243 152V149H245L246 147ZM250 146H251V144H250ZM169 148H172V146L171 145H169L168 146ZM233 146H231V150H233L234 152H236L233 148H232ZM146 148V147H145ZM168 148V149H169ZM195 148V147H194ZM112 148H110V150H111ZM116 149V148H115ZM128 149V148H127ZM135 149V148H134ZM140 149V148H139ZM147 149V148H146ZM146 149H143L144 151H146ZM166 149V148H165ZM167 149V150H168ZM174 149V148H173ZM177 149V152L178 151H181L180 153L182 154L183 153V151L184 150H187V149H183L182 148V146H181V144L179 145V147H177L176 148ZM175 149V150H176ZM60 150V149H59ZM86 150V149H85ZM136 150V149H135ZM141 150V149H140ZM152 150H154V149H152ZM151 150V152H153V153H156L157 151H160V149L159 150H157V151H152ZM167 150H166V152H167ZM193 150H195V149H193ZM204 150V149H203ZM105 151H106V149H105ZM134 151V150H133ZM139 151V150H138ZM144 151H142V152H144ZM163 151V150H162ZM174 151V150H173ZM210 151V150H209ZM94 152V151H93ZM111 152V151H110ZM147 154H148V149H147ZM170 152V151H169ZM175 152V151H174ZM177 152H175V153H177ZM186 152V151H185ZM183 153L184 155H186V153ZM195 152H197V151H195ZM199 152V151H198ZM206 152V151H205ZM234 152L232 153V154H234ZM83 153H85L84 151H83ZM109 152H107V154H108ZM119 153V152H118ZM139 153V152H138ZM138 153H137V156H138ZM193 153V152H192ZM95 154V153H94ZM93 154V155H94ZM96 154H98V155H96ZM95 155L97 156V157H99V155H101V154H99L98 152L96 153ZM130 154V153H129ZM133 154V153H132ZM141 154V153H140ZM149 154H150V152H149ZM148 154V155H149ZM158 154V153H157ZM170 154H171V152H170ZM178 154V153H177ZM194 154L195 153H193V154H191V155H193L194 156ZM228 154H230V153H228ZM231 154V155H232ZM85 155V154H84ZM87 155V154H86ZM89 155V154H88ZM92 155V154H91ZM91 155H89L90 157L89 158H86V159H90L91 157H93V155L91 156ZM103 155V154H102ZM106 154H104L103 156H105ZM112 155V154H111ZM122 155V154H121ZM127 155V154H126ZM151 155V154H150ZM153 155V154H152ZM155 155V154H154ZM187 155H190V154H187ZM199 155V154H198ZM210 155H212V154H210ZM231 155H229V156H231ZM81 156H83L82 154H81ZM108 156H110V155H108ZM128 156V155H127ZM136 156V155H135ZM136 156V157H137ZM145 156V155H144ZM147 156V155H146ZM158 156V155H157ZM178 156H179V154H178ZM183 156V155H182ZM181 156V157H182ZM233 156V155H232ZM86 157V156H85ZM97 157H95V158H97ZM111 157V156H110ZM121 157V156H120ZM141 157V156H140ZM149 157V156H148ZM147 157V158H148ZM153 157V156H152ZM166 157V156H165ZM192 157V156H191ZM195 157H197V156H195ZM209 157V156H208ZM207 157V158H208ZM235 157H237V156H235ZM234 156H233V158H235ZM94 158V159H95ZM106 158V157H105ZM104 158V160L106 161V159ZM135 158V157H134ZM143 158H146V157H143ZM146 158V159H147ZM185 158H186V156H185ZM189 158V157H188ZM192 158H194V157H192ZM210 158V157H209ZM221 158V157H220ZM228 158V157H227ZM240 158H243V157H240ZM239 158V159H240ZM59 159V160H60ZM79 159H81L80 157H79ZM85 159V160H86ZM99 159V158H98ZM102 161H103V158H100ZM117 159V158H116ZM128 159L129 160H131V158H129L128 157ZM139 159V158H138ZM164 159V158H163ZM162 159V160H163ZM175 159V158H174ZM204 159V158H203ZM223 159H225V158H221V160H223ZM232 159V158H231ZM250 159V158H249ZM82 160V159H81ZM100 160V161H101ZM107 160H108V158H107ZM134 160V159H133ZM135 160H136V158H135ZM144 160V159H143ZM155 160V159H154ZM172 160V159H171ZM178 160V159H177ZM220 160V159H219ZM220 160V162H222ZM228 160H230V159H228ZM245 160V159H244ZM244 160H238V161H240V163L242 162V161H244ZM248 160V158L246 157V161ZM251 160V159H250ZM23 161H25V160H23ZM91 161H94L93 159L91 160ZM90 161V162H91ZM95 161H97V160H95ZM94 161V162H95ZM110 161V160H109ZM139 161H142V158L141 159H139ZM138 161V162H139ZM149 161V160H148ZM153 161V160H152ZM165 161V160H164ZM181 161V160H180ZM189 161V160H188ZM224 161V160H223ZM246 161H244V162H246ZM259 161V160H258ZM74 162V163H73ZM83 162V161H82ZM88 162V161H87ZM90 162H88V163H86V161H85V163H86V168H85V170L89 167H87V165H90ZM119 162V161H118ZM121 162V161H120ZM125 162H127L128 163V161H125ZM131 162H133V161H131ZM160 162V161H159ZM184 162V161H183ZM227 162V159H225V163ZM229 162V161H228ZM226 163L227 164V166H228V164L231 162H229V163ZM233 162V161H232ZM235 162V161H234ZM244 162H242V164L244 163ZM255 162V161H254ZM257 162V161H256ZM261 162V161H260ZM264 162V161H263ZM98 163V162H97ZM100 163V162H99ZM102 163V162H101ZM100 163V164H101ZM123 163V162H122ZM140 163H142V162H140ZM147 163V162H146ZM197 163V161H195V164ZM213 163H214V161H213ZM213 163L211 162L210 164L211 165H213ZM223 163V162H222ZM239 163V162H238ZM247 163V162H246ZM253 163V162H252ZM24 164V163H23ZM69 164L70 165H72V167L73 166H75V168H72V167H70L69 166ZM84 164V163H83ZM95 164V163H94ZM93 164V165H94ZM106 164V163H105ZM129 164V163H128ZM133 164H134V162H133ZM193 164V163H192ZM195 164H194V166L193 165H190L189 164V167L191 166H193L194 168H195ZM217 163H215V165H216ZM224 164V163H223ZM235 164H236V162H235ZM242 164H240V165H242ZM245 164V163H244ZM250 164V163H249ZM103 165V164H102ZM110 165V164H109ZM130 165H132V164H129L128 165V167L130 166ZM135 165H136V163H135ZM197 165V164H196ZM214 165V166H215ZM218 165V164H217ZM231 165V164H230ZM229 165V166H230ZM234 165V164H233ZM239 164L237 165V168L240 166ZM257 165V164H256ZM260 165V164H259ZM258 165V166H259ZM264 165V164H263ZM263 165H262V167H263ZM84 166V165H83ZM95 166H96V164H95ZM118 166H120V164L118 165ZM210 166V165H209ZM246 166V165H245ZM67 167H70L71 169H73V171L72 170H69V168H67ZM91 167V166H90ZM103 167V166H102ZM106 167L108 168V166L106 165ZM121 167V166H120ZM127 167V168H128ZM136 167V166H135ZM138 167V166H137ZM149 167V166H148ZM177 167V166H176ZM179 167V166H178ZM187 168V165L185 166H183L182 164H181V166H180V168H182V169H184V172L186 173V172H188L189 170H191L192 168ZM197 167H199V166H197ZM217 167V166H216ZM220 167V166H219ZM222 167V166H221ZM233 167V166H232ZM247 167V166H246ZM250 167V166H249ZM252 167V166H251ZM254 167V166H253ZM110 168V167H109ZM114 168V167H113ZM123 168V167H122ZM131 168H132V166H131ZM130 168V169H131ZM173 168V167H172ZM179 168V169H180ZM186 168V169H185ZM206 168V167H205ZM222 168H224V167H222ZM222 168H220L221 170H223V172H224V170H226V169H222ZM228 168V167H227ZM236 168V167H235ZM236 168V169H237ZM240 168H243V166L242 167H240ZM80 169H82V170H80ZM101 169V168H100ZM124 169H126V167L124 168ZM135 169V168H134ZM139 169V168H138ZM209 169H210V167H209ZM211 169H213V167L211 168ZM229 169V168H228ZM7 169H1L0 168V177L1 176H3L4 175V172L6 171ZM66 170H69V171H72V173L73 174H71L72 176H70V177H72L71 179L69 178V175H68V180H67V182L64 184V187L62 188V189H58V188H56L55 186H57L58 185V181L60 180H57V182H56V184H54L55 186V188H56V190H55V188L54 189H49V185L52 183V182H54V177H58V175H60L62 172H65ZM92 170H93V168L91 169V171L89 172V174H93V172H92ZM116 170V169H115ZM132 170V169H131ZM141 170V169H140ZM171 170V169H170ZM175 170V169H174ZM176 170H178V169H176ZM186 170V171H185ZM233 170H235V169H233ZM239 170V169H238ZM237 170V171H238ZM241 170V169H240ZM87 171V170H86ZM86 171H83L84 173L86 172ZM89 171V170H88ZM100 171V170H99ZM108 171V170H107ZM110 171V170H109ZM138 171V170H137ZM151 171V170H150ZM179 171H181V170H179ZM179 171H178V173H179ZM183 171V170H182ZM181 171V172H182ZM203 171V170H202ZM208 171V170H207ZM214 171H215V169H214ZM218 170H216V172H217ZM230 171H231V169H230ZM242 171H244L245 172V170H242ZM249 171V170H248ZM247 171V172H248ZM251 171V170H250ZM76 172V173H75ZM119 172V171H118ZM123 172V171H122ZM126 172V171H125ZM147 172V171H146ZM176 172V171H175ZM238 172H240V171H238ZM237 172V173H238ZM262 172V171H261ZM74 173H75V177H74ZM99 173H101V172H99ZM98 173V174H99ZM108 173H110V172H107V174ZM124 173V172H123ZM134 173L136 174V171H134ZM138 173V172H137ZM169 173V172H168ZM173 173V172H172ZM177 173V172H176ZM211 173V172H210ZM217 173H220V172H217ZM217 173L215 174V175H217ZM221 173H222V171H221ZM220 173V174H221ZM227 173H228V171H227ZM230 173V172H229ZM228 173V174H229ZM233 173V172H232ZM251 173V172H250ZM254 173H256V172H254ZM263 173V172H262ZM79 174H80V172H79ZM86 174V173H85ZM111 174H112V171H111ZM117 174V173H116ZM146 175H147V173H145ZM156 174H157V172H156ZM175 174V173H174ZM181 174H183V172L181 173ZM199 174V173H198ZM214 173H212V175H213ZM226 174V173H225ZM234 174H236L235 172H234ZM233 174V175H234ZM102 175V174H101ZM100 175V176H101ZM115 175V174H114ZM118 175V174H117ZM120 175V174H119ZM132 176H134V174H131ZM141 175V174H140ZM144 175V174H143ZM154 175V174H153ZM177 175V174H176ZM180 175V174H179ZM196 175V174H195ZM209 175V174H208ZM219 175V174H218ZM218 175H217V177H218ZM261 175V174H260ZM54 176V177H53ZM81 176H83V175H81ZM138 176V175H137ZM145 176V175H144ZM152 176V175H151ZM230 176H231V174H230ZM237 176V175H236ZM263 176V175H262ZM121 177V176H120ZM119 177V180L120 179H122V178H120ZM147 177V176H146ZM154 177V176H153ZM208 177L209 176H207V179H208ZM223 177H224V175H223ZM231 177H233V176H231ZM231 177H230V179H231ZM235 177V176H234ZM244 177H245V175H244ZM247 177V176H246ZM49 178H53V179H49ZM61 178H63V177H61ZM114 178V176L111 178V179H113ZM117 178H118V176H117ZM131 179V176H130V174H127V175H124V177H123V181H125V180H127V179ZM150 178V177H149ZM148 178V179H149ZM194 178V177H193ZM204 178V177H203ZM209 178H211V176L209 177ZM213 178H214V180H215V177L213 176ZM219 178H220V176H219ZM219 178L217 179L218 181H219ZM222 178V177H221ZM264 178V177H263ZM262 178V179H263ZM57 179V178H56ZM63 179H65V178H63ZM103 178L102 177H98L95 181H93L92 179H90V180H87V181H90V183L89 184H91V186H90V188L89 189H91V187L92 186H94L95 188V191H92L91 190V192H94L96 195H98V192H99V190L98 189H96L97 187H98V185H101V183L103 182V180H102ZM110 179V183H112L113 181H114V179L113 180H111ZM128 179V180H129ZM191 179V178H190ZM212 179V178H211ZM233 179V178H232ZM70 180V181H69ZM77 180V181H76ZM143 180V179H142ZM204 180V179H203ZM209 180V179H208ZM223 180H225V179H223ZM223 180H221L222 182H223ZM61 181V180H60ZM59 181V182H60ZM64 181V180H63ZM76 181V182H75ZM130 181V180H129ZM157 181V180H156ZM240 181V180H239ZM257 181V180H256ZM78 182H80L79 184H78ZM117 182H118V180H117ZM122 182V181H121ZM137 182V181H136ZM191 182V181H190ZM107 183H109V182H107ZM105 184V185H108V184ZM109 183V184H110ZM130 183V182H129ZM195 183V182H194ZM212 183V182H211ZM219 183H221V182H219ZM60 184H61V182H60ZM88 184V185H89ZM131 184V183H130ZM133 184V183H132ZM203 184V183H202ZM223 184V183H222ZM62 185V184H61ZM60 185V186H61ZM87 185V186H88ZM97 185V186H96ZM167 185V184H166ZM195 185V184H194ZM59 186V185H58ZM60 186H59V188H60ZM63 186V185H62ZM61 186V187H62ZM104 186V185H103ZM199 186V185H198ZM52 187H53V185H52ZM100 187V186H99ZM101 187H102V185H101ZM109 187H111V185L109 186ZM116 187H118V186H116ZM115 187V188H116ZM125 187V186H124ZM181 187V186H180ZM196 187V186H195ZM51 188V187H50ZM82 188V189H81ZM107 188V187H106ZM119 188H121V187H119ZM224 187L223 186H220V187H216V188H208V189H205V190H203V192H199V193H197L195 196H190V197H192L191 198V200H193V203H194V206L196 207V209H198V210H200V212H201V215H195V217L194 218H198V219H196V221H197V226L195 225L194 227H191V228H195V231H193V232H190V230L188 229V225H189V223H191V221L193 220L192 218H193V213H191V212H189V213H187L186 215H185V217L181 220V222L182 223H180L179 224V228L178 229H176L175 231L174 230H171V231H169L170 229H168V228H165V229H163L161 232H159L158 233V235H157V239H154V240H151L150 242H148L149 244H154V246L156 245V246H158V247H160V248H158L159 250H160V252H161V258H160V260H158V263H156V264H172L173 262L171 261H169V253L170 254H174L176 257H179V258H184L185 256H188L189 258H192V257H195L194 255H192L191 253H189L188 251L184 254V246H182L181 247V249H179V252H178V249H177V245L175 244V241H174V239H176L177 240V238H179V237H182L184 240H186L185 241V243L184 244H186L185 246H194V247H190L191 249H192V251L194 252V251H197V249H198V244H196L195 242L194 243H192V241L195 239V238H197V231L198 232H200V230L202 229V228H205V226L206 225H209V227H210V232L212 233V234H214V231H217V227H214V226H210L211 224H213V225H215L213 222H212V218H214L213 217V215H210L209 213H206L205 212V210H203V209H207V208H209V209H213V210H215V209H219V207L221 208V209H227L228 208V204H230V203H233L234 202V200H237L238 199V197H236V195H230L229 193L227 194H224V191L225 192H229V190L227 191V190H224L223 189ZM69 191H68V190ZM72 189V188H71ZM74 189V188H73ZM74 189V190H75ZM101 189H103V188H100V190ZM105 189V188H104ZM196 189V188H195ZM120 190H122V189H120ZM176 190H178V189H176ZM255 190H257V191H260L261 192V197L259 198V201H260V203H263L264 202V191H261V190H258V189H254V191ZM67 191V192H66ZM83 191V190H82ZM81 191V194L83 193ZM88 191V190H87ZM104 191V190H103ZM102 191V192H103ZM107 191V190H106ZM105 191V192H106ZM112 191H113V189H112ZM23 192V193H22ZM74 192V191H73ZM101 192V193H102ZM110 192H111V190H110ZM124 192V191H123ZM78 193H79V197H78ZM128 193H130V192H128ZM253 193V192H252ZM258 193V192H257ZM65 194V195H64ZM70 194V193H69ZM104 194V193H103ZM118 194H121V193H118ZM92 195H93V193H92ZM100 195V194H99ZM111 195V194H110ZM254 195V194H253ZM87 196V195H86ZM111 196H113V195H111ZM110 196V197H111ZM158 196H160V195H158ZM175 196V195H174ZM88 197V196H87ZM89 197H93V196H89ZM122 197V196H121ZM172 197V196H171ZM170 197V198H171ZM189 197V196H188ZM44 198V197H43ZM66 198V197H65ZM64 198V199H65ZM95 198H97V197H95ZM94 198V199H95ZM117 198V197H116ZM136 198L137 197H134L132 200H136ZM156 198H157V196H156ZM160 198V197H159ZM169 198V197H168ZM167 197H166V199L165 200H167L168 199ZM175 198V197H174ZM187 198V197H186ZM45 199V198H44ZM44 199H42L43 201H45ZM53 199H54V201H53ZM66 199V200H67ZM93 199V198H92ZM121 199V198H120ZM123 199V198H122ZM139 200H140V198H138ZM150 199V198H149ZM161 199V198H160ZM163 199H164V197H163ZM163 199H161V200H163ZM41 200V199H40ZM53 201V203H51L50 204V201ZM116 200V199H115ZM143 200V199H142ZM158 200V199H157ZM191 200H189L190 202H191ZM42 201V202H43ZM51 201V202H52ZM63 201V200H62ZM65 201V200H64ZM82 201H84V200H82ZM96 201V200H95ZM104 201V200H103ZM120 201V200H119ZM146 201V200H145ZM148 201V200H147ZM151 201V200H150ZM188 201V202H189ZM35 204H34V203ZM42 202H40V203H42ZM72 202V203H71ZM97 202V201H96ZM102 202V201H101ZM132 202V201H131ZM139 202V201H138ZM153 202V201H152ZM163 202H164V200H163ZM184 202H186V201H184ZM44 203V202H43ZM56 203V202H55ZM136 203V202H135ZM144 203V202H143ZM164 203H166V202H164ZM167 203H169L168 201H167ZM166 203V205H168ZM173 203H175L176 204V201H174ZM172 203V204H173ZM44 204V205H45ZM58 204V203H57ZM56 204V205H57ZM61 204V203H60ZM59 204V205H60ZM64 204H66V203H64ZM64 204L62 203V205H60V206H64ZM97 204V203H96ZM133 204V203H132ZM154 204V203H153ZM152 204V205H153ZM180 204V203H179ZM182 204V203H181ZM34 205V206H33ZM43 205V206H44ZM67 205V204H66ZM144 205V204H143ZM165 205V206H166ZM242 205V204H241ZM96 206V205H95ZM121 206V205H120ZM141 206V205H140ZM149 206H150V204H149ZM164 206V207H165ZM169 206V205H168ZM180 206V205H179ZM243 206H244V204H243ZM41 207H42V204H41ZM66 206H64L63 208H65ZM72 207V208H73ZM124 207V206H123ZM132 207H133V205H132ZM135 207V206H134ZM137 207V206H136ZM139 207V206H138ZM137 207V208H138ZM144 207V206H143ZM175 207V206H174ZM181 207V206H180ZM187 207V206H186ZM39 208V207H38ZM43 208V207H42ZM111 208H112V206H111ZM127 208V207H126ZM124 209V210H127V209ZM12 209H13V211H12ZM57 209H59V208H57ZM62 209V208H61ZM104 209V208H103ZM132 209V208H131ZM165 209V208H164ZM175 209H177V208H175ZM208 209V210H209ZM1 210V209H0ZM43 210V209H42ZM45 210V209H44ZM43 210V211H44ZM64 210V209H63ZM68 210V209H67ZM106 210V209H105ZM133 210V209H132ZM159 205L158 204H154L153 206H152V211L153 212H156V211H158V213H159ZM195 210V209H194ZM62 211V210H61ZM93 211V210H92ZM108 211V210H107ZM115 211H117V210H115ZM151 211V212H152ZM11 212H13V214L11 213ZM40 212V211H39ZM38 212V213H39ZM114 212V211H113ZM113 212H112V214H113ZM119 212V211H118ZM137 212V211H136ZM164 212H165V210L162 212L163 214H164ZM170 212V211H169ZM168 212V213H169ZM173 212V211H172ZM175 212V211H174ZM218 212H220V210L218 211ZM44 213V212H43ZM57 213H59V211L57 210ZM138 213V212H137ZM194 213H195V211H194ZM12 214V218L10 219L9 218V216ZM34 213H32L31 214V217H32V215H33ZM40 214V213H39ZM39 214H36V216L37 215H39ZM47 214V213H46ZM60 214V213H59ZM62 214V213H61ZM64 214V213H63ZM103 214V213H102ZM115 214V213H114ZM113 214V215H114ZM123 214H124V212H123ZM162 214V215H163ZM173 214V213H172ZM171 214V215H172ZM233 214V213H232ZM17 215H18V217H17ZM29 215H30V213H29ZM50 215H51V213H50ZM54 215V214H53ZM65 215V214H64ZM63 215V216H64ZM96 215H98V214H96ZM96 215H95V217H96ZM118 215H119V213H118ZM157 215V214H156ZM155 215V216H156ZM165 215V214H164ZM163 215V216H164ZM260 214H258L257 213V211H254L252 214H251V216L250 217H248V218H242V216L241 215H239V214H236V215H234V216H232V217H229L228 215H227V217L229 218V229L226 231V233L228 234L229 232H231L233 229H235V227H240L241 229H240V238L239 239H237L238 240V242L241 244V245H246V247H247V251H248V253H250V254H256L259 250H260V248L261 247H263V244H264V234H261V233H257L256 232V230H258V228H256V229H253L252 230V232L253 233H255L256 232V235H255V238H254V240H252L251 242H249V243H246L245 242V235L247 234V231L248 230H244V228H246L247 227V225L249 224V222H253L254 224H256V225H258L257 224V217L259 216ZM39 216H41V215H39ZM43 216H45V214L43 215ZM42 216V217H43ZM67 216V215H66ZM71 216V215H70ZM73 216V215H72ZM74 216H76V215H74ZM73 216V219L75 218ZM94 216V215H93ZM91 217L92 219L94 218V217ZM103 216H105V215H103ZM130 216V215H129ZM150 216V215H149ZM163 216H161V217H163ZM17 217V218H16ZM25 217H27L26 215H25ZM38 217V216H37ZM36 217V218H37ZM41 217V218H42ZM48 217V216H47ZM84 217V216H83ZM106 217V216H105ZM115 217V216H114ZM121 217V216H120ZM168 218H169V216H167ZM166 217V218H167ZM190 217H192V218H190ZM264 217V216H263ZM20 218H21V216H20ZM33 218V217H32ZM32 218H30V219H32ZM35 218V217H34ZM45 218H46V216H45ZM57 218H58V216H57ZM68 218H70V217H68ZM72 218V217H71ZM70 218V219H71ZM77 218V217H76ZM75 218V219H76ZM78 218H79V216H78ZM97 218V217H96ZM102 218V217H101ZM112 218V217H111ZM164 218V217H163ZM165 218V219H166ZM167 218V219H168ZM256 218V219H255ZM28 219V218H27ZM38 219V218H37ZM36 219V220H37ZM50 219V217L48 218V220ZM54 219V218H53ZM64 219H66V218H64L63 217V220ZM70 219H68V220H70ZM106 219V218H105ZM104 219V220H105ZM120 219V218H119ZM162 219V218H161ZM164 219V220H165ZM21 220V219H20ZM35 220V219H34ZM35 220V221H36ZM44 221H45V219H43ZM55 220L57 221V219L55 218ZM88 220V219H87ZM134 220V219H133ZM160 220V219H159ZM163 220V221H164ZM226 219L224 218L222 221H225ZM17 221H18V219H17ZM25 221V220H24ZM28 221V220H27ZM32 221V220H31ZM35 221L33 222V223H35ZM49 221H52V220H49ZM56 221H55V223H56ZM62 222V220H59V222ZM67 221V220H66ZM122 221V220H121ZM121 221H120V223H121ZM161 221V220H160ZM159 221V222H160ZM21 222H23V221H21ZM26 222V221H25ZM30 222V221H29ZM59 222H57V223H59ZM64 222V221H63ZM62 222V223H63ZM85 222V221H84ZM108 222V221H107ZM110 222H112L111 221V219H110ZM115 222V221H114ZM166 222V221H165ZM49 225H50V222H47ZM54 223V224H55ZM65 223V222H64ZM63 223V224H64ZM80 223V222H79ZM109 223V222H108ZM113 223V222H112ZM118 223V222H117ZM116 223V224H117ZM161 223V222H160ZM22 224V223H21ZM20 224V227L22 226H24V224L23 225H21ZM26 224H27V222H26ZM30 224V223H29ZM28 224V225H29ZM47 224V225H48ZM51 224H52V226H54L53 225V222H51ZM71 224V223H70ZM69 224V225H70ZM76 224V223H75ZM107 224V223H106ZM105 224V225H106ZM111 224V223H110ZM162 224V223H161ZM28 225H25V226H28ZM31 225V224H30ZM36 225V224H35ZM34 224H33V226H35ZM56 225V224H55ZM60 226H62L61 224H59ZM67 225V224H66ZM68 225V226H69ZM77 226H78V222H77V224H76ZM74 226V224L72 223V226H74V227H76L77 228V226ZM132 225V224H131ZM165 225V224H164ZM24 226V228H25V230L28 228V227H25ZM58 227V228H61V227ZM107 226V225H106ZM113 226V225H112ZM114 226H115V223H114ZM216 226V225H215ZM19 226H18V228H20ZM32 227V226H31ZM37 227V226H36ZM63 227H67V226H63ZM62 227V228H63ZM71 227V226H70ZM79 227V226H78ZM125 227V226H124ZM257 227H260V228H264V223L263 224H260V226H257ZM33 228V227H32ZM52 228V227H51ZM71 228H73V227H71ZM80 228V227H79ZM115 228H117V227H115ZM21 229V228H20ZM23 229V228H22ZM21 229V230H22ZM56 229H57V227H56ZM56 229H54V231L56 230ZM94 229V228H93ZM126 229V228H125ZM28 230H30L29 228H28ZM60 230V229H59ZM63 230H65V229H63ZM68 230V229H67ZM71 230V229H70ZM98 230V229H97ZM145 230V229H144ZM189 230V231H188ZM23 231V230H22ZM31 231H33V230H31ZM57 231V230H56ZM55 231V232H56ZM100 231V230H99ZM102 231H104L103 229H102ZM106 231V230H105ZM123 231V229H121V231H120V233ZM132 231V230H131ZM148 231V230H147ZM17 232V231H16ZM26 232V231H25ZM28 232H30V231H28ZM36 232V231H35ZM40 232V231H39ZM59 231H57V233H58ZM70 232V231H69ZM107 232V231H106ZM106 232H104V233H106ZM125 232V231H124ZM146 232V231H145ZM20 233V232H19ZM32 233V232H31ZM56 233V234H57ZM61 233L62 234H64V231L62 232V229H61ZM126 233V232H125ZM130 233V232H129ZM144 233V232H143ZM149 233H151V232H149ZM16 234V233H15ZM14 234V235H15ZM26 234V233H25ZM28 234V233H27ZM26 234V235H27ZM65 234H67L66 232H65ZM101 234H103V232L102 233H98V235L99 236H101ZM124 234V233H123ZM131 234V233H130ZM129 234V235H130ZM136 234V233H135ZM135 234H132V235H135ZM140 234H141V232H140ZM138 235V236H141V235ZM146 234L148 235V233H145V235L144 236H146ZM22 235V234H21ZM29 235V234H28ZM58 235H59V233H58ZM61 235V234H60ZM111 235H113V234H111ZM125 235H128V234H125ZM131 235V236H132ZM229 235V234H228ZM17 236V235H16ZM16 236H15V238H13V241H15L14 239H16ZM62 236V235H61ZM116 236V235H115ZM114 236V237H115ZM119 236H120V234H119ZM17 237H20V235L19 236H17ZM24 237V236H23ZM22 237V238H23ZM26 237V236H25ZM30 237H33V236H30ZM59 237V236H58ZM58 237H57V240H55L56 241V244H59V242L57 243V241H58ZM63 237H65V236H63ZM81 237V236H80ZM91 237H93V236H91ZM90 237V238H91ZM97 237V236H96ZM29 238V237H28ZM62 238V237H61ZM99 238V237H98ZM119 238V237H118ZM123 238V237H122ZM130 238H132V237H130ZM138 238V237H137ZM141 238H142V236H141ZM145 238V237H144ZM174 238V239H173ZM11 239V238H10ZM19 239H21V238H19ZM31 239V238H30ZM55 239V238H54ZM53 239V240H54ZM63 239V238H62ZM95 239V238H94ZM94 239L92 240L91 239V241H94ZM103 239V238H102ZM101 239V240H102ZM105 239V238H104ZM110 239V238H109ZM112 239V238H111ZM110 239V240H111ZM115 239H116V237H115ZM124 239V238H123ZM134 239H136V236H135V238ZM149 239V238H148ZM22 240H24V238L22 239ZM25 240H29V239H25ZM50 240H52V238H50ZM83 240H85V239H82L81 241H83ZM90 240V239H89ZM118 240V239H117ZM127 240V239H126ZM143 240V239H142ZM141 240V241H142ZM146 240V239H145ZM11 241V240H10ZM16 241H17V239H16ZM32 241H33V239H32ZM32 241H29L30 243H29V245L28 244H26L25 242V244H26V247L25 248H27L28 249V247L27 246H31L30 244H31V242ZM54 241V242H55ZM72 241V240H71ZM79 241V240H78ZM77 241V242H78ZM122 241V240H121ZM128 241V240H127ZM147 241H149V240H147ZM27 243H28V241H26ZM48 242V241H47ZM53 242V243H54ZM84 242V241H83ZM83 242H81V243H83ZM86 242V241H85ZM89 242V241H88ZM126 242V241H125ZM144 242V241H143ZM18 243V242H17ZM23 242H22V244H24ZM74 243L76 244V242H73V245H74ZM96 243V242H95ZM101 243H103V242H101ZM138 243V242H137ZM146 244L147 246H143V248H146V247H148L149 246V244ZM188 243V244H187ZM15 244H16V242H15ZM24 244V245H25ZM55 244V245H56ZM61 244V243H60ZM78 244H79V242H78ZM84 244V243H83ZM87 246H88V244H87V242L85 243ZM98 244V243H97ZM96 244V245H97ZM108 244V243H107ZM107 244H106V246H107ZM7 245V246H6ZM9 245V246H8ZM85 245V247H87ZM91 245V244H90ZM100 245V244H99ZM111 245V244H110ZM119 245V244H118ZM127 245V244H126ZM134 245V244H133ZM133 245H131V246H133ZM140 245V244H139ZM241 245H238V246H241ZM3 246V247H2ZM18 245H15V247H17ZM20 246V245H19ZM22 247H23V245H21ZM33 246V245H32ZM50 246V245H49ZM49 246H48V250L47 251H50L49 250ZM79 246V245H78ZM83 246V245H82ZM102 246H104V244L102 245ZM136 246V245H135ZM134 246V247H135ZM242 246V247H243ZM22 247H21V249H22ZM51 247V246H50ZM53 247H55V246H53ZM53 247H51V248H53ZM57 247H60L59 245H57L55 248H57ZM93 247V246H92ZM96 248H97V246H95ZM105 247V246H104ZM24 248V247H23ZM24 248V249H25ZM38 248V247H37ZM37 248H36V250H37ZM44 248H46V246L45 247H43L42 249H44ZM90 248H91V246H90ZM94 248V247H93ZM92 248V249H93ZM100 248V247H99ZM120 248V247H119ZM122 248H124V247H122ZM126 248V247H125ZM131 248V247H130ZM138 248V247H137ZM140 248V247H139ZM15 249L16 248H14V251H15ZM23 249V250H24ZM31 249V248H30ZM40 249H41V247H40ZM39 249V250H40ZM41 249V250H42ZM76 249H77V246H76ZM75 249V250H76ZM82 249H84V248H82ZM102 249V248H101ZM236 249H237V247H236ZM263 249V248H262ZM17 250H18V247H17ZM22 250V252H25V251H23ZM31 250H35V249H31ZM53 250V249H52ZM51 250V251H52ZM80 250V249H79ZM87 250H89V246H88V249ZM94 250V249H93ZM127 250V249H126ZM131 250V249H130ZM151 250V249H150ZM231 250H233V249H231ZM83 251V250H82ZM104 251H105V249H104ZM123 251V250H122ZM144 251H145V249H144ZM224 251V250H223ZM233 251H235V250H233ZM261 251V250H260ZM12 252V253H11ZM18 252V251H17ZM21 252V251H20ZM19 252V253H20ZM35 252H37V251H35ZM39 252H41V253H43L42 255H44V254H46L45 252H46V250L45 251H39ZM69 252H72V251H70V249H69ZM76 252V251H75ZM74 252V253H75ZM86 252V251H85ZM84 252V253H85ZM96 252V251H95ZM134 252H136V251H134ZM137 252H138V250H137ZM140 252V251H139ZM147 252H148V250H147ZM158 252V251H157ZM29 253V252H28ZM87 253V252H86ZM151 253H152V251H151ZM149 254V256H140V257H136V260H137V264H148V263H150L149 261H151L150 260V258L152 257H150V255H152V254ZM195 253H197V252H195ZM217 253V252H216ZM14 254V253H13ZM15 254H16V251H15ZM18 254V253H17ZM17 254H16V256H17ZM34 254V253H33ZM40 254V253H39ZM47 254H49V252L47 253ZM46 254V255H47ZM75 254H78L77 252L75 253ZM74 254V255H75ZM93 254V253H92ZM96 254V253H95ZM110 254V253H109ZM133 254V253H132ZM139 254V253H138ZM137 254V255H138ZM140 254H142V253H140ZM156 254V253H155ZM1 255V254H0ZM28 255V254H27ZM41 255V254H40ZM54 255H56V254H54ZM73 255V254H72ZM105 255V254H104ZM127 255V254H126ZM136 255V254H135ZM198 255H201V254H199L198 253ZM244 255V254H243ZM249 255V254H248ZM247 255V256H248ZM3 256H4V254H3ZM21 256V255H20ZM33 256V255H32ZM38 256V255H37ZM36 256V257H37ZM108 256V255H107ZM110 256V255H109ZM156 256V255H155ZM154 256V259L155 258H157L158 259V254H157V256L155 257ZM173 256V255H172ZM219 256V255H218ZM242 256V255H241ZM251 257H252V255H250ZM255 256V255H254ZM257 256V255H256ZM2 257V256H1ZM0 257V258H1ZM10 257V256H9ZM13 257H15V255L13 256ZM13 257L11 256V258H12V260L13 261H15L14 259H13ZM18 257V256H17ZM16 257V258H17ZM47 257H49L48 255H47ZM52 257V256H51ZM126 257V256H125ZM133 257V256H132ZM147 257V258H146ZM249 257V256H248ZM5 258V257H4ZM11 258H10V260H11ZM24 258V257H23ZM30 258V257H29ZM50 258V257H49ZM55 258V257H54ZM146 258V259H145ZM1 259H3V258H1ZM9 259V258H8ZM25 259V258H24ZM38 259V258H37ZM153 259V258H152ZM156 259V260H157ZM172 259V258H171ZM254 259V258H253ZM18 260V259H17ZM23 260V259H22ZM28 259H26V261H27ZM39 260H40V258H39ZM38 260V261H39ZM43 260V259H42ZM48 260V259H47ZM120 260V259H119ZM131 260V259H130ZM155 260V261H156ZM173 260V259H172ZM192 260V259H191ZM247 260V259H246ZM245 260V261H246ZM250 260V259H249ZM12 261V262H13ZM41 261V260H40ZM43 261H46V259L45 260H43ZM102 261H104V260H102ZM112 261V260H111ZM129 261V260H128ZM187 261V260H186ZM202 262L204 261V260H201ZM201 261H198V260H196L195 262L196 263H201ZM1 262H2V260H1ZM21 262H23V261H21ZM20 262V264H22ZM48 262V261H47ZM46 262V263H47ZM127 262V261H126ZM136 262V261H135ZM194 262V263H195ZM211 262H213V261H211ZM216 262V261H215ZM3 263V262H2ZM26 263V262H25ZM38 263V262H37ZM36 263V264H37ZM49 263H52V262H49ZM90 263V262H89ZM95 263V262H94ZM128 263V262H127ZM175 263H177V262H175ZM178 263H181V262H179L178 261ZM192 263V262H191ZM191 263H188V264H191ZM195 263V264H196ZM204 263V262H203ZM208 263H209V261H208ZM207 263V264H208ZM4 264V263H3ZM29 264V263H28ZM31 264V263H30ZM40 264H41V262H40ZM43 264V263H42ZM88 264V263H87ZM96 264V263H95ZM116 264V263H115ZM124 264V263H123ZM136 264V263H135ZM182 264H183V262H182ZM210 264H214V263H210ZM217 264H219V263H217Z\"/></svg>",
	"mask_w": 264,
	"mask_h": 264
},
{
	"label": "snow or ice",
	"instance_id": "obj_3",
	"mask_svg": "<svg viewBox=\"0 0 264 264\" xmlns=\"http://www.w3.org/2000/svg\"><path fill=\"white\" fill-rule=\"evenodd\" d=\"M52 264H56V262L52 261ZM98 264H104V262L101 260V261L98 262Z\"/></svg>",
	"mask_w": 264,
	"mask_h": 264
}]
</instances>
